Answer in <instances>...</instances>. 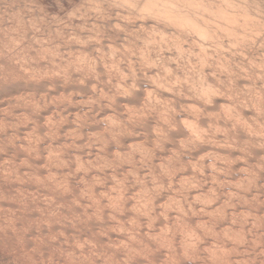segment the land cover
Wrapping results in <instances>:
<instances>
[{"label": "rangeland", "instance_id": "374dc122", "mask_svg": "<svg viewBox=\"0 0 264 264\" xmlns=\"http://www.w3.org/2000/svg\"><path fill=\"white\" fill-rule=\"evenodd\" d=\"M121 1V0H120ZM145 0H141L140 3L143 4ZM3 3V4H2ZM111 3V4H110ZM114 3V5L112 4ZM100 4V5H99ZM104 4V5H103ZM118 6H117V5ZM109 5V6H108ZM120 5V7H119ZM121 3H119V0L115 1V0H0V264H179V263H176L175 261L178 262L177 259H175L176 257H174V260H172V256L175 254V252H177L176 250H180L181 252V248H182V245L187 244V242H191L193 243L194 245V249H193V245H191V243L189 244L190 246L187 247L188 250H190L191 254L186 256V258L188 257L189 258V261L188 263L189 264H225V262L221 259H219L220 257H215V258H211L209 257V255L213 254L214 253V250H217V253L220 254L222 250H220L221 248H219L217 246V243L219 242L218 245H222L224 244L225 245H230V247H234L236 244L240 247L241 251H239V253H236V252H232V251H228L230 252L229 254H231V256L233 255L234 258L235 256L237 257H248V255L250 256V258L246 259L245 258V262L247 264H264V228H262V223L264 221H262L264 219V201H263V195L261 196L260 193H258V189H256V183L257 182H254V181H257L253 176L255 174H253L254 172H258L259 173H262L264 175V167L261 166L263 161L262 159H264L263 157H259V155L261 154H258V157L257 159H255V163H256V168H250L249 167V164H248V157L243 158V154L242 152H237L239 153V156L237 154V156L239 157H236L233 161V159L229 158V153L227 152H218L216 150H212V151H205L203 154L201 155H197L198 157L193 159L192 157V162H196L197 160V163H195V165H197V170L194 169L193 167V170L191 169L192 167L191 166H186L185 168L187 169H184V167L180 166L178 167L177 164H180L178 163L179 160H182V158H185V155L182 153V152H188L187 149L184 148L183 145L185 144H188L189 141H188V138L187 136H184L181 135V139L180 137L178 138V140L176 141L177 143V146L173 145L172 146V142H171V145H169L170 141L171 140H168L167 144L166 141L164 142L165 144H167L169 147V149L167 150H164V148H161L159 147V145L161 146V144H157L156 142L157 139H156V136L159 137L161 136V127L157 124H161L162 121L164 126H166L169 122H172L176 119V117H179V116H184L186 113L183 112L185 110V108L190 104V105H193V102H198L199 101V96H201L200 94H198L196 92V87H198L199 85V88L203 85V80L201 81V66H203L204 64L201 65L200 61H199V57L198 56V51H194V48L195 50L198 49V45L196 44L197 42L196 41H199L197 39V36L193 33L192 31V28H188L189 26H183L182 28L181 27H177V25L175 26L173 23L175 22H170L171 20L167 17V16H164V15H168V13H175L176 14H172V15H177L179 12L180 13H185V14H191L193 15V11H191L192 9H158V10H163L162 13L161 11H158L157 9H152L150 11L152 12H147L146 10H143V9H133L131 5L127 4V5H123L121 7ZM95 7V8H94ZM127 8V9H126ZM85 10V11H84ZM87 10V11H86ZM138 10H140L139 12H137ZM157 10V12H156ZM172 10V11H171ZM180 10V11H179ZM97 11V12H96ZM119 11V12H118ZM146 11V12H145ZM168 13H167V12ZM174 11V12H173ZM191 11V12H190ZM200 11H202V9H200ZM7 12V13H6ZM11 12V13H10ZM137 12V13H136ZM143 12V13H142ZM160 12V15L162 14L163 16L160 17V15H158ZM166 12V13H165ZM13 13V14H12ZM29 13V14H28ZM74 13V14H72ZM145 13H147L145 15ZM118 14V15H117ZM124 14V15H123ZM150 14V15H148ZM152 14L154 15L152 16ZM183 14V15H185ZM72 15V16H71ZM94 15V16H93ZM169 15V16H170ZM140 16V18H138ZM146 16V17H145ZM150 16V17H149ZM156 16L159 18H156ZM141 17H143V19L145 18H148V19H145L143 20ZM145 17V18H144ZM163 17V18H162ZM168 18L169 20H165V18ZM80 18V19H79ZM151 18V20H150ZM153 18V19H152ZM20 19V20H19ZM54 19V20H53ZM115 19V20H114ZM163 19V20H162ZM8 20V21H7ZM19 20V21H18ZM143 20V21H142ZM4 21V22H3ZM138 21V22H137ZM159 21V22H158ZM163 21V22H162ZM166 21V22H164ZM54 23V24H53ZM93 23V24H92ZM137 23V24H136ZM142 23V24H141ZM154 23V24H153ZM160 23V24H159ZM112 24V25H111ZM157 24V25H155ZM159 24V25H158ZM67 25V26H65ZM165 25V26H164ZM167 25V26H166ZM174 25V26H173ZM215 25V24H214ZM213 24L210 26V31L211 33H213L215 30V33H213V35H215V40H209L207 41L206 43L207 44V48L208 46H210L208 48V50H210L209 52L210 53H213V54H217L219 56H221L222 54L218 51V52H215V49L217 47V45H221V47L224 45L221 49H223V52H224V55L223 57L221 56L220 58L221 59H225V60H228L230 59V57L233 59L232 61V64L233 65V70H230V74H233V73H236L238 71H245L244 73L245 74H251L252 71H258V70H261L260 66H259V59H261L263 56H264V36H261L260 39H256V41L254 42V40L250 39L248 41H242V35H239L240 34V31H238V29H242L243 27L242 26H238L239 28H237V24L234 25L233 24V27L231 26V24H227V25H223L225 28L224 29H234L233 32H236L238 33L237 35L238 36H234L236 33L232 34L229 32V36L232 38L230 39L229 36L227 35V32H222L224 29H223V26L221 28H218L219 25L217 26H214ZM229 25V27H228ZM32 26V27H31ZM169 26V27H168ZM236 28H235V27ZM8 27V28H7ZM132 27V29H131ZM163 27V28H162ZM231 27V28H230ZM241 27V28H240ZM134 28V29H133ZM143 28V29H142ZM173 28V29H172ZM177 28V29H176ZM10 29V30H9ZM46 29V30H45ZM58 29V30H57ZM154 29V30H153ZM187 29V30H186ZM215 29V30H214ZM221 31H220V30ZM153 30V31H152ZM8 31H10L8 33ZM72 31V32H71ZM78 31V32H77ZM180 31V33L178 32ZM182 31L184 34H182ZM190 32V33H187ZM33 32V33H32ZM138 32V33H137ZM156 32V33H155ZM218 34H217V33ZM222 32V34H221ZM225 33V34H224ZM156 34V35H155ZM166 34V35H165ZM178 34V35H177ZM217 34V36H216ZM232 34V35H231ZM50 35V36H49ZM180 35V36H179ZM183 35H184V38H183ZM191 35V36H190ZM195 35V36H194ZM212 35V36H213ZM221 35V36H219ZM73 36V37H72ZM106 36V37H105ZM177 36V38H175ZM225 36V37H224ZM228 36V37H227ZM241 36V37H240ZM12 37H15V38H12ZM43 37V38H42ZM143 37V38H142ZM163 37V38H162ZM183 40V42H181V39ZM239 37V38H237ZM81 38V39H80ZM124 38V39H123ZM195 38V39H194ZM218 38H222L221 40H219ZM224 38H227V39H224ZM19 39V40H18ZM99 39V40H98ZM197 39V40H196ZM230 39V41H228ZM62 40V41H61ZM64 40V41H63ZM127 40V41H126ZM142 40V41H141ZM147 41V44H146V41ZM163 40V41H162ZM178 42V44L175 42ZM178 40V41H177ZM188 40V41H186ZM196 40V41H195ZM228 42H226V41ZM238 40V41H237ZM240 40V41H239ZM258 40V41H257ZM15 41V42H14ZM66 41V42H65ZM101 41V42H99ZM193 41H195L196 43H194ZM236 41V42H235ZM5 42H7L5 44ZM18 42V43H16ZM20 42V43H19ZM122 42V44H120ZM150 42V43H149ZM180 42V44H179ZM187 42V43H186ZM190 42V43H189ZM193 44H192V43ZM222 42V43H221ZM230 42V43H229ZM234 42V43H232ZM249 42V43H248ZM257 42V43H256ZM260 42V43H259ZM2 43V44H1ZM14 43V44H13ZM60 43V44H59ZM109 43L111 44L112 47H109ZM198 43H203L201 41H199ZM211 43V44H210ZM219 43V44H218ZM229 43V44H228ZM234 45L235 43V46H233L232 44ZM243 43V44H242ZM256 43V44H255ZM9 44V45H7ZM29 44V45H28ZM107 44V45H106ZM113 44V45H112ZM114 44H117V48H116V45ZM124 44V45H123ZM145 44V45H144ZM151 44V45H150ZM187 44V45H186ZM190 46H189V45ZM205 44V43H204ZM241 44V47H239L238 45ZM255 44V46H254ZM13 45V46H12ZM34 45V46H33ZM63 45V46H62ZM65 45V46H64ZM73 45V46H72ZM119 45V46H118ZM143 45V46H142ZM178 45V46H177ZM180 45V46H179ZM184 45V46H183ZM186 45V46H185ZM193 45V46H192ZM237 45V46H236ZM10 46V47H9ZM36 46V47H35ZM96 46V47H95ZM105 46L107 48H105ZM132 46V47H131ZM226 46V47H225ZM250 46V47H249ZM17 47V48H16ZM68 47V48H67ZM79 47V48H78ZM148 47V48H147ZM181 47V49H180ZM193 47V49L191 48ZM238 47V48H237ZM15 48V49H14ZM37 48V50L35 49ZM40 48V50H39ZM42 48V49H41ZM46 48V49H45ZM49 48V49H48ZM109 48V49H108ZM116 48V49H115ZM126 50H125V49ZM129 50H128V49ZM243 48V49H242ZM245 48V49H244ZM253 48V50L251 51L250 49ZM17 49V51H16ZM19 49V51H18ZM25 51H24V50ZM69 49V50H68ZM104 49V50H103ZM123 49V50H121ZM242 49V50H241ZM2 50V51H1ZM13 50V51H12ZM27 50L31 53H28L30 56H27ZM34 50V51H33ZM44 50H48L47 51V54H44V58L42 56L41 53H43L42 51ZM113 50V52H112ZM182 50V52H181ZM237 50V51H236ZM26 53L25 55H21L22 53L24 52ZM36 51V52H35ZM66 51V52H64ZM82 53H81V52ZM106 51V52H105ZM192 51V52H191ZM232 51V52H231ZM12 52L16 53V54H12ZM34 52V53H33ZM99 52V53H98ZM176 52V53H175ZM227 52V53H226ZM230 52V54H229ZM238 52V54H236ZM261 52V54H260ZM263 52V53H262ZM4 53V54H2ZM21 53V54H20ZM66 53V54H65ZM145 53V54H144ZM194 53V54H193ZM196 53V54H195ZM232 53V54H231ZM27 56L25 57L27 60H24V57L22 58V61H21V57L18 59V56ZM87 54V55H86ZM246 54V55H245ZM256 54V55H255ZM11 55V56H10ZM14 55V56H13ZM37 55V56H36ZM39 55V56H38ZM53 55V56H51ZM81 55V56H80ZM102 55V56H101ZM200 57L202 58V54H200ZM232 55V56H231ZM259 55V56H258ZM51 56V57H50ZM55 56V58H54ZM80 56V57H79ZM111 56V57H110ZM127 56V57H125ZM189 56V57H188ZM216 56V55H215ZM219 56L217 57H214L211 58L213 59V64L212 66V69L214 70V73L217 75V74H225L228 72V69H220V68H217L218 64H215L217 58H219ZM226 56H227V59H226ZM28 57H30L28 59ZM69 57V58H68ZM90 57V58H89ZM108 57V58H107ZM121 57V58H120ZM175 57V58H174ZM210 57V55H209ZM36 58V59H35ZM46 58V59H45ZM54 58V59H52ZM66 58H68L66 60ZM79 58V59H78ZM86 58V59H85ZM143 58V59H142ZM216 58V59H214ZM255 60H254V59ZM258 58V60H257ZM7 59V60H6ZM38 59V60H37ZM42 59V60H41ZM52 59V60H51ZM230 59V60H232ZM13 60V61H12ZM20 60V61H18ZM32 60V61H31ZM37 60V61H36ZM41 60V61H40ZM46 60V61H45ZM55 60V62L53 61ZM61 60V62H60ZM133 60H136L135 62ZM153 60V61H152ZM39 61V62H38ZM63 61V62H62ZM72 61V62H71ZM79 61V62H78ZM91 61V62H89ZM152 62V65H151V62ZM253 63H252V62ZM256 61V62H254ZM18 62V63H17ZM21 62V63H20ZM30 64H29V63ZM33 62V63H32ZM43 62V63H42ZM55 64H54V63ZM56 62H58L56 64ZM60 62V63H59ZM76 62V63H75ZM97 62L99 64H97ZM120 62V63H119ZM131 62V63H130ZM197 62V64H196ZM258 62V63H257ZM14 65H13V64ZM38 63V64H37ZM63 63V64H61ZM67 63L71 64V65H84V64H87V63H91L95 66V71H85L84 74L82 73L83 70H81L80 72V69H77L78 70V73H77V70H72L71 69V73L68 72L69 70H65L64 68V72H63V69L59 68L61 67H66L67 66ZM106 63V64H105ZM133 63V64H132ZM155 63V64H154ZM11 64V65H10ZM24 64V65H23ZM32 64V66H31ZM52 64V65H50ZM54 64V65H53ZM60 64V65H58ZM68 64V65H69ZM104 64V65H103ZM131 64V65H130ZM138 64V65H136ZM255 64V65H253ZM257 64V65H256ZM17 65V66H16ZM48 65V66H47ZM56 65V66H55ZM106 65V66H105ZM112 65V67H111ZM114 65H116V69L114 67ZM118 65V66H117ZM128 65V66H127ZM130 65V66H129ZM158 65V66H157ZM231 65V64H230ZM8 66V67H7ZM19 66V67H18ZM28 66V67H27ZM29 66L31 68H29ZM38 66V67H37ZM55 66V67H53ZM58 66V68H57ZM100 66H103V70H102V67L99 68ZM134 69L133 71H135V73L132 71L129 70L130 68ZM154 66V67H153ZM256 66V67H255ZM258 66V67H257ZM17 67V69H16ZM37 67V68H35ZM43 69H41V68ZM45 67V68H44ZM106 67V68H105ZM122 67V68H121ZM179 67V68H178ZM199 67V68H198ZM216 67V68H215ZM250 67V68H249ZM253 67V68H252ZM99 69V70H96V69ZM108 68L110 70H108ZM119 68V69H118ZM126 71L125 72V76L124 77V70ZM156 68V69H155ZM168 68V69H167ZM201 68V70H200ZM246 68V69H245ZM24 69V70H23ZM27 71H26V70ZM30 69V70H29ZM40 69V70H39ZM61 69V71H59ZM101 69V71H100ZM113 69V71H112ZM117 69L119 71H117ZM248 69V70H247ZM23 72H21V71ZM29 70V71H28ZM32 70V71H31ZM51 70V71H50ZM226 70V71H225ZM12 71V72H11ZM20 71V73L18 72ZM34 71V72H33ZM56 71V72H55ZM100 71V72H99ZM198 71V72H197ZM247 71V72H246ZM10 72V73H9ZM17 72V73H16ZM54 74H53V73ZM74 72V74H73ZM86 72H88L89 74H86ZM91 72V73H90ZM96 74H93L95 73ZM118 72V73H117ZM128 72V73H127ZM145 72V73H144ZM7 73V75H6ZM14 73V74H13ZM97 73H99V77L97 75ZM108 73V74H106ZM112 73V74H111ZM116 73V74H115ZM122 73V74H121ZM134 74V75H131V74ZM139 73V74H138ZM149 73V74H148ZM154 73V74H153ZM168 73V74H167ZM208 73V72H206ZM2 74V75H1ZM19 74V75H17ZM23 74V76H22ZM30 74V75H28ZM48 74V76H47ZM58 74V75H56ZM77 74V75H76ZM136 74V75H135ZM138 74V75H137ZM12 75V76H11ZM16 75V76H15ZM36 75V76H35ZM45 78H47V81L45 86H43L41 83L35 81L36 79H38L40 76H43ZM52 75V76H51ZM54 75V76H53ZM65 77H64V76ZM71 75V77L69 76ZM96 75V76H94ZM109 75L110 77L112 78H109ZM115 75V76H114ZM142 75V76H141ZM198 75V76H197ZM10 76V78H9ZM15 76V77H13ZM19 76V77H18ZM22 76V77H21ZM25 76V77H24ZM29 76V77H28ZM31 76V78H30ZM34 76V78H32ZM38 76V78H37ZM69 79H68V77ZM108 76V78H107ZM121 76V77H120ZM128 76V77H127ZM145 76V77H144ZM151 76V77H150ZM160 76V78L158 79V77ZM2 77V79H1ZM4 77H6V79H4ZM8 77V79H7ZM18 77V79H17ZM28 77V78H27ZM51 79H50V78ZM93 79H92V78ZM97 77V78H95ZM106 77V78H105ZM124 77V78H123ZM219 76L217 75L214 76V81L217 80ZM16 78V79H15ZM21 78V80H19ZM26 78V79H25ZM54 78V79H53ZM55 78H57V80H55ZM67 78V79H66ZM84 78V79H83ZM101 78V79H100ZM114 78V79H113ZM117 78V80H116ZM127 78V80H126ZM146 78V79H145ZM199 78L200 81H199ZM13 79L16 80V82L12 81ZM25 79V80H24ZM29 79V80H28ZM32 79V80H31ZM49 79L51 81H49ZM55 81H53V80ZM66 79V80H65ZM99 79V80H98ZM106 79V80H104ZM111 79V80H110ZM194 79V80H193ZM197 79V80H196ZM8 80V81H6ZM18 80V81H17ZM124 80V81H123ZM143 80V82H142ZM145 80V81H144ZM151 80V81H150ZM160 80V81H159ZM196 80V82H195ZM226 80V81H224ZM222 80V82H219V83H214L216 86L215 88L217 89H220V90H228L229 89H234L233 88V84L229 79L227 80L224 79ZM31 81H33V84ZM35 81V82H34ZM68 83H71L68 84ZM81 81V82H80ZM106 81V82H105ZM123 81V82H122ZM139 81H141L142 83H140ZM11 82V83H10ZM13 82V84H12ZM27 82V84L25 83ZM29 82V83H28ZM55 82V84H54ZM77 82V84H76ZM110 82V83H109ZM113 82V84H112ZM136 82V83H135ZM148 82V83H147ZM160 82V83H159ZM162 82V83H161ZM193 82H194V85H193ZM232 84H231V83ZM16 83V84H14ZM41 84V86L39 84ZM58 83V84H57ZM64 83H66L64 85ZM73 83V84H72ZM102 83V84H101ZM118 83V85H117ZM127 83L128 85H130V88L127 86ZM133 83V85H131ZM135 83V84H134ZM155 83V84H154ZM165 83V84H164ZM177 83V84H176ZM200 83V84H199ZM11 84V85H10ZM19 84V85H18ZM76 84V85H75ZM84 84V85H83ZM126 84V85H125ZM136 84H140L139 86H137ZM153 84V85H152ZM158 84H161L158 85ZM172 87H171V85ZM177 86H176V85ZM197 84V85H196ZM199 84V85H198ZM23 85V86H22ZM37 85L39 87H37ZM50 85V86H49ZM108 85V87H106ZM122 85V87H121ZM135 85L137 86L135 88ZM158 85V86H156ZM163 85V86H162ZM165 85V87H164ZM170 86V87H167V86ZM193 85V87H192ZM206 85V83L204 84ZM224 85V86H223ZM242 85V87H241ZM239 87H238V90L240 92H242V94L245 92L244 91V87L247 88V83H246V86H245V83L241 84ZM17 86V87H16ZM36 86V87H35ZM48 86V87H47ZM66 86V87H65ZM105 86V87H103ZM123 86L124 88L126 89L127 87V90L129 89H132L133 86H134V89L140 93H139L134 97H131L130 96H126L125 93L124 94H120V92L124 91L123 89ZM132 86V87H131ZM161 88H165V90L161 89ZM194 86H196L194 88ZM72 87V88H71ZM82 87V88H81ZM118 88V89H115V88ZM140 87V88H139ZM147 87V88H146ZM250 87H251V84H250ZM5 88V90H4ZM18 90H16V89ZM54 88V89H53ZM59 88V89H58ZM98 88V89H97ZM100 88V89H99ZM104 88V89H103ZM121 88V89H120ZM129 88V89H128ZM146 88V89H145ZM173 88L174 90L176 89V95H175V92L174 90L171 91V94L172 96H170L168 94V92H170V89ZM10 89V90H9ZM27 89V90H26ZM123 89V90H122ZM132 89V90H134ZM152 89V93H151V96H152V99L151 97H147V95L144 93V91L146 92V90L148 91H151ZM156 89V90H154ZM159 89V90H158ZM169 89V90H168ZM16 90V91H15ZM26 90V91H24ZM30 90V91H29ZM70 90V91H69ZM102 90V91H101ZM109 90V91H108ZM116 90V91H115ZM142 94L144 93V96L141 95V92ZM154 90V92H153ZM167 91V95H163L162 92ZM244 92H243V91ZM20 91V92H19ZM73 91V92H71ZM104 91V92H103ZM117 91L118 94H117ZM147 91V92H148ZM158 91V92H157ZM195 91V92H194ZM6 92V93H5ZM51 92V94H50ZM53 92V93H52ZM61 92V93H60ZM71 92V93H69ZM85 92V93H84ZM87 92V93H86ZM108 92V93H106ZM111 92V93H110ZM125 92V91H124ZM15 93V94H14ZM66 93V95H65ZM83 93V94H82ZM106 93V94H105ZM7 94V95H5ZM43 94V95H42ZM69 94V95H68ZM75 94V95H74ZM101 94V95H100ZM111 94V95H110ZM80 95V96H79ZM88 95V96H87ZM90 95V96H89ZM104 95V96H103ZM108 97H107V96ZM114 95V96H113ZM117 95V97H116ZM122 95V96H121ZM146 95V96H145ZM173 95H175L173 97ZM181 95V96H180ZM35 96V97H34ZM58 96V97H57ZM71 96V97H70ZM103 96V97H102ZM126 96V97H125ZM157 96V97H155ZM170 96V97H169ZM186 96H189V97H186ZM15 97V98H14ZM17 97V98H16ZM18 97H22L21 99H18ZM49 97V98H48ZM64 97V98H63ZM90 97V98H89ZM110 97V98H109ZM113 97L117 98L116 101L113 99ZM129 97V98H128ZM139 97H143V98H140ZM147 97V99H145ZM163 97V98H162ZM167 97V98H166ZM191 97H194L195 100ZM35 98V99H34ZM43 98V99H42ZM45 98V100H44ZM55 98V99H54ZM73 100H72V99ZM138 100H136V99ZM171 98V99H170ZM174 98V99H173ZM178 98V99H177ZM182 98V100L180 101L181 104L179 103V100ZM188 98H191V99H188ZM14 99V100H12ZM19 100L20 102H27L26 103V106L25 103L24 105L23 104H20L21 106L23 105V108L24 107H27L25 110H22L23 108L20 107L17 103H15V105L11 104V103H14L16 100ZM31 99V100H30ZM54 99V100H53ZM80 99V100H79ZM85 99V100H84ZM100 99V100H99ZM106 99V101H105ZM131 99V100H130ZM148 99H151L152 101L149 102ZM176 99V100H175ZM183 99L185 101H183ZM11 100V101H10ZM38 100V101H37ZM92 102H90V101ZM108 100V101H107ZM142 100V101H141ZM147 102H145V101ZM174 100V101H172ZM178 100V102H177ZM194 100V101H193ZM10 101V102H9ZM47 101V102H46ZM58 103H57V102ZM83 101V102H82ZM87 101V102H86ZM98 101V102H97ZM113 101V103H112ZM157 101V102H156ZM193 101V102H192ZM202 101V100H201ZM29 102V103H28ZM33 102H36L35 104H33ZM105 102V103H104ZM128 102V103H127ZM173 102L175 105H173ZM177 102V103H176ZM185 102H190L189 104L185 103ZM33 105H32V104ZM39 103L41 106L38 107L39 105L37 104ZM44 103V104H43ZM97 103V104H96ZM104 103V104H103ZM109 104L110 108H108L109 106L106 105ZM112 103V104H111ZM126 103V104H125ZM149 103V104H148ZM184 103L187 105H184ZM8 104V105H7ZM16 104L18 105L16 107ZM73 104V105H72ZM81 104V105H80ZM102 104V106H100ZM115 104V106L119 104L118 107H115L116 109H119V111H117L115 108H111V107H114L113 105ZM122 104V106H121ZM129 104V106H128ZM180 104V105H178ZM195 104V103H194ZM29 105L31 107H29ZM104 105V106H103ZM124 105V106H123ZM135 105V106H134ZM137 105V106H136ZM152 105V106H151ZM183 107H182V106ZM12 106V108H11ZM132 106V107H131ZM5 107V108H4ZM19 107L21 108L19 110ZM34 107V108H32ZM86 107V108H85ZM107 107V108H106ZM122 107V108H121ZM126 107V109H125ZM174 107V108H173ZM3 108V109H2ZM47 108V109H46ZM57 108V109H56ZM60 108V109H59ZM63 108V109H62ZM82 108V109H80ZM92 108V109H91ZM95 108V109H94ZM126 111H124V109ZM133 108V109H132ZM184 108V110H183ZM31 109V110H30ZM35 109V110H34ZM37 109V110H36ZM43 109V110H42ZM109 109V110H107ZM123 111H121V110ZM129 109H132L131 111L132 112H127ZM136 109V111H135ZM18 110V111H17ZM34 110V111H33ZM41 110V111H40ZM47 110V111H46ZM50 110V111H48ZM66 110V111H65ZM76 110V111H75ZM92 110V111H90ZM98 110V111H97ZM220 110V109H219ZM22 111V112H21ZM61 113H59V112ZM72 111V112H71ZM79 111V112H78ZM110 111V112H109ZM116 111V113H115ZM133 111L135 112V114L133 113ZM186 111V110H185ZM221 111V110H220ZM53 112V113H52ZM76 112V113H75ZM121 112V113H120ZM127 112V115L124 114ZM144 115H142L141 114ZM182 112V114H181ZM21 113V114H20ZM35 113V114H34ZM90 113V114H89ZM92 113V114H91ZM128 113H129V118H132L133 117L135 118V121H133L132 119H129L127 116H128ZM133 114L134 116H132L131 114ZM146 113V114H144ZM164 113V114H163ZM185 113V114H183ZM41 114V115H40ZM49 114V115H48ZM51 114V115H50ZM62 116H61V115ZM77 116H76V115ZM84 114V115H83ZM90 115V117H86L85 115ZM105 114V115H104ZM113 114V115H112ZM118 114V115H117ZM121 114V115H119ZM140 116L142 115L143 116V119L147 118L146 121H144L142 119V121L140 122L141 118L140 116H138L137 118V115ZM46 115V116H45ZM74 115L76 117H74ZM82 115V116H81ZM88 115V116H89ZM95 115V116H94ZM126 115V116H125ZM154 115V116H153ZM162 115H164L165 117H163ZM81 116V119H79ZM111 116V117H110ZM122 116V117H121ZM132 116V117H131ZM154 118V119H152ZM3 117V118H2ZM31 117V118H30ZM89 119V120H93L92 118H96V120H101L102 117H103V121L107 119L108 122H110L111 120H113V117L115 118L114 121L115 123L114 124H108V126H113L115 129H117L118 127H121L123 130H127V129H130V130H127V132H125V136H128L131 132V136H132V139H131V136L129 137L128 140H130V144H134L136 146V148L133 150V154H135L136 158H135V164L136 162L138 161V163L136 165H133L134 167H139V166H142L144 168L145 171H138V170H141L142 168L139 167V169L137 170V168L131 166V168L129 167L130 166V163L127 165L126 163L125 166H127L130 170L133 168L134 170H136L138 173L140 172V174L137 176L135 174H138L136 171L133 172V169L131 171L127 170L125 171L126 169H128L127 167H124L123 168V173L122 172H119L118 173V181H114L112 180L114 183L112 184V182L109 180V184L111 183V186H109V188H106L105 186L101 185L100 188L103 186V190L104 192H101L102 195H105V193H107L106 198H108V196L111 198L112 196L114 195H117V194H112V193H117L118 191H120V189H122V187L125 186L128 187V189L130 190V195H131V199H133V197H135L136 195H138V193L140 194V190L139 189H142L140 188V186L142 187V185L144 184L145 181V184H149V189H151L149 192L152 191V188L154 185L158 184V186L160 185V183H162L161 181L162 180H165V176L168 177V174L169 173V176L170 174L172 175V172L175 167V170L177 172V174H186L188 171L191 172V174L189 173V175L185 176L187 177L188 179H191V178H194L195 176H202V171L203 170H200L202 169V166L201 164L199 163L198 165V160L199 162L201 161V157H203L204 155L205 156H208V154L210 153H216L215 155L218 156L220 159H218V157H216L215 155L213 156L211 154V157L213 159H210L213 164L215 163H218L216 166H218V169L220 170L221 168L220 167H224V169L226 170V168L234 165L237 163V160L238 159L239 161H242V160H245L244 162L246 163L243 164V168L244 171L241 169L240 171H238L239 175H245V178L244 177V183H245V186L244 185H241L243 187H249V186H252V189L247 190V192H254L255 195L251 196L250 197V200H241V205H240V209H241V212H234V216H235V219H234V216L233 214H231V212L233 213V211H235V209L238 207L236 206H233L232 204V199L231 201L229 200L228 201V198L226 200V204L227 206V211L228 213V217L229 218V223H230V228L228 227H223V228H218V229H210L209 231V227H208V224H203L201 223H194L191 224L190 222H187L188 220H186V222H183L182 221H178L177 220V215H178V212L176 211L177 209H174L175 208V204L173 205L172 209H174L173 212L174 214H177L174 215V217L176 216V218H174V223L173 221L170 222V224H163L161 227L158 226H155L157 225V221L158 219L156 218H153L152 220L150 219V221L153 223V224H148L150 221L148 220L149 217L147 215H145L146 213L144 211H141L143 212V214L141 213V216L147 220V224L150 226H142V229L144 231V233H148V229L151 231V233H154V239L152 237L153 240L156 239V242L153 241V248L157 247L158 245L160 247V251H158L159 249L156 248L157 252L155 251V248L150 251V247L148 245V243H146V241L148 242L149 240L151 241V238H148L147 237V240L146 241H141V240H145L146 238H143L144 236H146V233L145 235L142 234V236H139L141 235V232H140V227L139 224H138V218H140L141 216L139 214H135V216H127L128 218L124 219V218H121V217H117L120 219H114L115 221H113V217H110V216H107V217H110L106 219L104 218H99L100 217V214H101V210L100 208L96 209L95 206H98V202H101L102 201V198L104 199L105 196L101 197L99 195V201L97 202V199L96 201H94V198H91V195L89 194L90 192V189L88 190L87 189V183L90 184L91 181L89 180H84L82 177V175H86L88 173V170L89 168H87L86 170L84 168H81L79 169V167L76 165L77 162L80 160L79 157L82 156V154H86V156H82V158H84L86 160V158L88 159L87 155L89 156V151H90V148L91 146L93 145L95 147L96 146H101L99 143H101V141L99 140L100 138L99 137H92L89 135V138L92 139L90 140L87 136L86 138V141L88 142V144H85L87 143L85 141L82 140V138H80V134H79V131L77 129H83V126H84V130H88L87 134L89 133V130H90V127H86L84 124H81V122L85 121L83 119ZM109 117L111 119H109ZM119 117V119H118ZM126 117V118H125ZM145 117V118H144ZM160 117V119H159ZM250 117V116H249ZM67 118V119H66ZM76 118V119H74ZM77 118L79 119V121L77 120ZM101 118V119H100ZM137 118V119H136ZM155 118H158L159 119V122H157L158 119L155 120ZM163 118V119H162ZM165 118V119H164ZM188 117H184V119H182L183 121L184 120H187ZM252 118V119H250ZM248 119L247 117V121L249 123H251V125H255L257 126L259 123L255 120V118L253 117H250ZM46 119L48 121H46ZM69 119V120H68ZM151 119V120H149ZM171 119V120H170ZM15 120V121H14ZM36 123H35V121ZM62 120V122H61ZM63 120H65L63 122ZM117 120V121H116ZM123 120V121H122ZM130 122H129V121ZM138 120V122L136 121ZM223 120V119H222ZM251 120V121H250ZM2 121V122H1ZM68 121V122H66ZM113 121V122H114ZM122 121V123H121ZM136 122V126L134 127V124L132 123ZM188 121V120H187ZM224 121V120H223ZM253 121V122H252ZM47 122V123H46ZM50 122V123H48ZM53 122V123H52ZM60 122V123H59ZM73 122V123H72ZM78 122V123H77ZM80 122V123H79ZM123 122H125V124H123ZM129 122V123H127ZM143 122V124H142ZM146 122V123H144ZM151 122V123H150ZM255 122V123H254ZM257 122V123H256ZM261 123V121H259ZM43 123V124H42ZM44 123H45V126H44ZM76 123L78 124V126L76 125ZM111 123V122H110ZM138 123V124H137ZM157 123V124H156ZM166 123V124H164ZM35 124L36 125V128H35ZM142 124V125H141ZM155 124V126H154ZM213 124V123H212ZM40 125V128H38ZM60 125V126H59ZM80 125V126H79ZM126 125V126H125ZM131 125V126H130ZM146 125V126H145ZM153 125V126H152ZM209 127L211 126L210 124H208ZM207 125V126H208ZM55 126V127H54ZM75 126V128H74ZM118 126V127H117ZM140 126H144L145 127V130L142 131L140 130L142 127ZM151 126V127H150ZM213 126H215L213 124ZM254 126V127H255ZM26 127V128H25ZM62 129H61V128ZM80 127V128H78ZM130 127V128H129ZM139 129H137V128ZM156 127V128H155ZM3 128V129H2ZM12 128V129H11ZM47 128V129H45ZM50 128V129H49ZM53 130H52V129ZM60 128V129H59ZM64 128V129H63ZM88 128V129H86ZM101 128V129H100ZM102 128H105V129H102ZM147 128V129H146ZM152 128V129H151ZM158 128V129H157ZM160 128V129H159ZM225 126L222 127V131L225 133L227 132V128H225L227 131H225ZM31 129V130H30ZM37 129V131H36ZM39 129L41 130V132L39 131ZM45 129V130H44ZM59 129V130H58ZM67 131H66V130ZM70 129V131H69ZM94 131L91 133V134H108V128L103 126V127H94ZM144 129V128H143ZM149 129V130H148ZM30 130V131H29ZM58 130V131H57ZM77 130V131H76ZM99 130V131H98ZM105 130V131H104ZM132 130V131H131ZM220 129H218V131H216L217 133H215V130H213L211 135H213L214 133L216 135H219L218 132H220V136L224 133L221 132V130L219 131ZM35 131V132H34ZM44 131V133H43ZM46 131V132H45ZM50 131V133H49ZM61 131V132H60ZM75 131V132H74ZM129 131V132H128ZM141 131V133H140ZM160 131V132H159ZM15 132V133H14ZM29 132V133H28ZM39 132V133H38ZM53 132V133H52ZM54 132H56L54 134ZM74 132V133H73ZM107 132V133H106ZM133 132V133H132ZM137 132V133H136ZM145 132V133H144ZM50 135H49V134ZM51 133H52V137H51ZM58 133V134H57ZM129 133V134H127ZM155 133V134H154ZM157 133V134H156ZM209 133V134H210ZM25 134V136H24ZM40 134V135H39ZM43 134V135H41ZM54 134V135H53ZM76 134V135H75ZM90 134V133H89ZM159 134V135H158ZM214 134V135H215ZM29 135V136H28ZM47 135V136H46ZM109 135V134H108ZM137 135V136H136ZM141 135V136H140ZM42 138H41V137ZM60 136V137H58ZM145 136V137H144ZM151 136V137H150ZM155 136V137H153ZM184 136V137H183ZM221 136V138H222ZM22 137V138H21ZM26 137V138H25ZM51 137V138H50ZM55 137V138H54ZM92 137V138H91ZM137 137V138H136ZM148 137L149 138H154L155 140L154 143H152L153 141L151 140H148ZM46 140H45V139ZM47 138H50L51 140L49 142H47L49 139ZM61 138V139H60ZM67 138V139H65ZM99 138V139H98ZM140 138V139H139ZM143 138V139H142ZM146 138V139H145ZM224 139H221L223 141H226L227 138L225 139V135L223 136ZM31 139V140H30ZM33 139V140H32ZM40 139V140H38ZM52 139H54L52 141ZM95 139V140H94ZM98 139V140H97ZM162 139L164 138H161L160 137V140L163 141ZM24 140V141H23ZM58 140V141H57ZM97 140V141H96ZM134 140V141H132ZM145 140V141H144ZM159 140V141H160ZM184 140H186V142H184ZM16 141V142H15ZM31 141V142H30ZM40 141V142H39ZM43 141V143H42ZM83 141V142H82ZM93 141V142H92ZM100 141V142H99ZM183 142V145H181L179 142ZM25 142V143H24ZM53 142V144H52ZM73 142V143H72ZM132 142V143H131ZM245 142V141H243ZM242 142V143H243ZM22 143V144H21ZM37 143V144H36ZM40 143V144H39ZM50 143L52 144L51 146H54V147H50V148H54V149H50L49 146H50ZM55 143V145H54ZM76 143V144H75ZM85 147H83V145ZM157 144V147L156 144ZM26 144V145H25ZM28 144V145H27ZM57 144V145H56ZM70 144V145H69ZM91 144V145H90ZM141 144V145H140ZM153 144V145H152ZM17 147H16V146ZM23 147V151H22V147ZM36 145V146H35ZM42 145L45 147H48V153L47 152V149L46 147L42 148ZM48 145V146H47ZM61 145V146H60ZM74 145V147H73ZM76 145V146H75ZM78 145V146H77ZM82 145V146H80ZM90 145V146H89ZM15 146V147H14ZM40 146V147H38ZM92 146V147H93ZM164 146V145H163ZM172 146V147H171ZM18 147H20L19 150ZM25 147V148H24ZM37 147L38 149L40 150H37ZM62 147V148H61ZM65 147V148H64ZM78 147V148H77ZM90 147V148H89ZM141 147V148H140ZM145 147V148H144ZM155 147V148H154ZM176 147V148H175ZM179 147H182V148H179ZM31 148V149H30ZM36 148V150H35ZM76 148V149H75ZM86 148V149H85ZM140 148V149H138ZM160 148V149H159ZM171 148V149H170ZM179 148V149H178ZM17 149V150H16ZM41 149H44V151H42ZM78 149V150H77ZM138 149V150H137ZM142 149V150H141ZM147 149V150H146ZM154 149V150H153ZM159 149V151H158ZM175 149L177 151H175ZM180 149H182L180 151ZM185 149V150H184ZM16 150V151H15ZM25 150V151H24ZM33 150V152H32ZM46 150V151H45ZM50 151H53V152H49ZM55 150V151H54ZM57 150V151H56ZM59 150V152H58ZM81 150V151H79ZM87 150V151H86ZM132 150V149H131ZM129 149V153H126L127 151L124 152V154H132V152ZM137 150V151H136ZM149 150V151H148ZM153 150V151H151ZM19 151V152H18ZM69 151V152H68ZM79 151V152H78ZM86 153H85V152ZM139 151V152H138ZM156 151V155L157 156H164L161 157V159L159 157H157L156 160H154V163H156L157 165L154 164V166H152V158L154 156V152ZM161 152V154H159L158 152ZM167 151V152H166ZM173 151V152H172ZM180 151V152H179ZM216 151V152H215ZM36 152V153H35ZM41 152V153H40ZM46 154H45V153ZM56 152V153H55ZM58 152V153H57ZM88 152V153H87ZM152 152V155L151 153ZM163 152V153H162ZM166 152V153H165ZM178 152V155L176 154ZM208 152V153H207ZM16 153V154H15ZM29 153V154H28ZM40 153V155H42L41 157H39L40 155L38 154ZM43 153V154H42ZM51 153V154H50ZM62 153V154H61ZM76 153V156L81 154V156H75L74 154ZM79 153V154H78ZM147 153V154H146ZM148 153H150L148 155ZM180 153V155H179ZM223 153V154H222ZM225 153V154H224ZM242 155H241V154ZM15 154V155H14ZM47 154L49 155L47 157ZM56 154V155H55ZM123 154V155H124ZM169 154V155H167ZM175 154V155H174ZM207 154V155H206ZM263 156H264V153L262 152ZM262 154L260 156H262ZM30 155V156H29ZM39 155V156H38ZM57 157V159L54 157ZM59 155V156H58ZM74 155V157H73ZM104 155H105V152H104ZM177 155V157H175ZM183 155V156H182ZM227 155V157H226ZM18 156V157H17ZM38 156V157H37ZM54 158H53V157ZM111 156V155H110ZM169 156V157H167ZM179 156V157H178ZM223 156V157H222ZM16 157V158H15ZM45 159H43V158ZM70 157V158H69ZM78 159H76V158ZM105 157V156H104ZM142 157V158H141ZM144 157V158H143ZM148 157V158H147ZM150 157V159H149ZM152 157V158H151ZM182 157V158H181ZM215 157V158H214ZM222 157V158H221ZM242 157V159H241ZM30 158V159H28ZM41 158V159H40ZM47 158V160H46ZM65 159L66 162H64ZM70 160H69V159ZM72 158V159H71ZM75 158V160H73ZM114 158H118V156H115ZM113 158V159H114ZM147 158V159H145ZM218 159V162H214V161H217L215 159ZM56 159V160H55ZM59 159V160H58ZM116 159H114V161H116ZM140 159L142 162H140ZM168 159V160H167ZM175 159V160H174ZM225 159V160H224ZM260 161H259V160ZM7 160V161H6ZM31 160V161H30ZM37 160V161H36ZM52 160V161H51ZM147 160V161H146ZM167 160V161H165ZM194 160V161H193ZM214 160V161H213ZM221 160V161H220ZM229 160V162H228ZM17 161V162H16ZM30 161V163H29ZM55 161V162H54ZM72 161V162H71ZM88 161V160H87ZM93 161H95V163L97 162V158L96 160L94 159ZM104 161V160H103ZM112 162H114L113 160H111ZM157 161V162H156ZM160 161V162H158ZM165 161V162H164ZM176 161V162H174ZM224 161V162H223ZM227 161V162H226ZM233 161V163H232ZM236 161V162H235ZM259 161V162H258ZM6 162V163H5ZM28 162V163H27ZM49 162V163H48ZM53 162V163H52ZM64 162V163H63ZM74 162V163H73ZM102 162V161H100ZM170 162H173L171 163L170 165ZM190 162V160H189ZM221 162V163H220ZM243 162V163H244ZM261 162V163H260ZM47 163V165L45 164ZM66 163V164H65ZM70 163H73L70 165ZM76 163V164H75ZM174 163L177 165H174ZM225 163V164H224ZM229 163V164H228ZM254 163V165H255ZM258 163V164H257ZM52 164V165H51ZM57 164V165H56ZM66 166H65V165ZM150 164V165H149ZM161 164V165H160ZM164 164V165H163ZM169 164V165H168ZM187 164V163H186ZM227 164V165H226ZM261 164V165H259ZM36 165H39L38 166V170H34V167ZM46 165V166H45ZM64 165V166H63ZM69 165V167L67 166ZM139 165V166H138ZM223 165V166H222ZM53 166V167H52ZM59 166V167H58ZM103 166V165H101ZM105 166V165H104ZM114 165H110L107 166L108 168L107 169H110V171H114L115 170V167H113ZM159 166V167H158ZM168 166V167H167ZM174 166V167H173ZM227 166V167H225ZM248 166V167H247ZM259 166V167H258ZM48 169H47V168ZM51 167L53 169H51ZM64 168V169H61V168ZM73 167V168H71ZM75 167H77L79 169H76ZM109 167H112V168H109ZM153 167V168H152ZM156 167V168H154ZM158 167V168H157ZM162 167V168H161ZM195 167V168H196ZM204 167V166H203ZM247 167V169L245 168ZM262 167V168H261ZM43 168V169H42ZM114 168V169H113ZM183 168V170H181ZM249 168V169H248ZM37 169V166L36 168ZM66 169V170H65ZM76 169V170H75ZM104 169V168H103ZM103 169H100V171H102ZM105 168V170L102 171V173L104 171L107 170ZM113 169V170H112ZM157 169V170H156ZM161 169V170H160ZM170 169V171L168 170ZM190 169V170H189ZM251 169L253 171H251ZM257 169H260V170H257ZM44 170V172H43ZM59 170V171H58ZM70 171L68 174V171ZM74 170V171H73ZM143 170V169H142ZM152 170V171H151ZM155 170V171H154ZM166 170V171H164ZM172 170V171H171ZM174 170V172H175ZM180 170V172H178ZM186 170H188L186 172ZM249 170V172H248ZM37 171V172H35ZM151 171V172H150ZM185 171V172H184ZM222 171V170H220ZM251 171V173H250ZM33 172H35L33 174ZM40 172V173H39ZM52 172V173H50ZM61 174H60V173ZM63 172V173H62ZM67 172V173H65ZM72 172V174H71ZM84 172H87V173H84ZM129 172V173H127ZM136 172V173H135ZM142 172V173H141ZM147 172V175L145 176L144 174ZM156 172V173H155ZM163 172L164 175L162 174ZM167 172V173H166ZM195 172V175L194 173ZM223 172V171H222ZM248 172V173H247ZM6 173V174H4ZM23 173V174H22ZM26 173V174H25ZM38 176H37V174ZM42 173V174H41ZM58 173V175H57ZM75 173V174H74ZM81 173V174H80ZM123 175H122V174ZM127 173V175L125 174ZM144 173V174H143ZM151 173V174H149ZM159 173H161V175H159ZM193 173V174H192ZM236 172V174H238ZM244 173V174H243ZM66 176H64V175ZM73 174L76 175L73 177ZM149 174V175H148ZM167 174V175H166ZM176 174V175H177ZM182 174V177L185 178ZM222 174H225V171L222 173ZM40 175V176H39ZM64 177H63V176ZM82 176V177H78V176ZM84 175V176H85ZM129 175V176H128ZM141 175H144L142 177V180H144V182L141 184ZM158 177H157V176ZM179 175V176H180ZM20 176V177H19ZM59 176V177H58ZM70 176V177H69ZM124 176V177H122ZM154 178L155 180V183L153 184L154 180L152 179L151 180V177ZM159 176H161V179H158ZM163 176V177H162ZM177 178V180H179V177ZM191 176V177H189ZM230 175H227V177H229ZM26 177V178H25ZM30 177V178H29ZM39 179H38V178ZM57 177V178H56ZM69 177L68 179L71 181L69 182L67 180V182L65 181L66 178ZM121 177H122V182L123 181H128L127 182H123L122 185H121ZM132 177V178H131ZM136 177V178H135ZM157 177V178H156ZM174 177V176H173ZM181 177V178H182ZM24 178V179H23ZM64 178V179H63ZM71 178H73L71 180ZM77 178V179H76ZM84 180V184H83V181L81 179ZM104 179V177H102ZM126 178V180H124ZM128 178V179H127ZM146 178H150L151 181L149 180H146ZM164 178V179H163ZM229 178H232V176H230ZM250 178V179H249ZM252 178V179H251ZM13 179V180H12ZM30 179V180H29ZM78 179L80 181H78ZM133 179V180H132ZM136 179H139L140 182H136ZM158 179V181H157ZM176 179V178H175ZM205 178L203 177L202 180H204ZM17 180V181H16ZM29 180V181H28ZM37 182H36V181ZM161 180V181H160ZM250 183H249V181ZM253 180V181H252ZM261 180V181H260ZM259 181V183L261 184V189H264V177L261 178ZM34 181V182H32ZM42 181V182H41ZM48 181V182H46ZM55 181V182H54ZM65 181V182H64ZM76 183H75V182ZM87 181V183H85ZM153 181V182H152ZM168 181V180H167ZM166 181V182H167ZM252 181V182H251ZM15 182L17 184H15ZM46 182V183H45ZM63 183V184H59V183ZM73 182V183H72ZM103 183L101 184H104V180L102 181ZM134 182V183H133ZM152 182V184H151ZM157 182H160V183H157ZM164 182L166 185L167 183ZM246 182L248 185H246ZM23 183L24 186L21 184ZM27 183V184H26ZM39 183V184H38ZM57 183L59 184V189L57 187ZM65 183V184H64ZM67 183V184H66ZM68 183H70L71 185L69 186ZM75 183V184H74ZM130 183V184H129ZM133 183V184H132ZM137 183V184H136ZM139 183V184H138ZM15 184V185H14ZM26 184V185H25ZM42 184V185H41ZM133 186H132V185ZM151 184V185H150ZM250 184V185H249ZM21 185V186H20ZM34 185V186H32ZM40 187H39V186ZM46 185V186H45ZM51 185L53 187H51ZM55 185V186H54ZM63 185V186H62ZM74 185V186H73ZM115 185H117L116 189L115 187H113ZM131 185V186H130ZM135 185V187H134ZM165 185V186H166ZM187 185V184H186ZM121 186V187H119ZM164 186V187H165ZM55 187V190L56 191H53L52 188ZM130 187H132L130 189ZM138 187V188H137ZM157 187V185H156ZM253 187H254V190H253ZM37 188V189H36ZM43 188V189H42ZM47 188V189H46ZM52 191H50L51 189ZM59 190L57 192V189ZM70 188V189H69ZM82 188V189H81ZM89 188V187H88ZM154 188V187H153ZM66 191H65V190ZM73 189V190H72ZM109 189H110V193L109 194ZM112 189V190H111ZM139 191H138V190ZM156 189V188H155ZM155 189H153V192L155 191ZM164 189V188H163ZM63 192H62V191ZM69 190V191H68ZM75 190V191H74ZM78 190V191H77ZM80 190V191H79ZM89 192H88V191ZM115 192H114V191ZM257 190V191H256ZM49 191V192H48ZM61 191V193H59ZM84 191V192H82ZM106 191V192H105ZM108 191V192H107ZM117 191V192H116ZM135 191V192H134ZM138 191V193H137ZM142 191V190H141ZM163 191V190H161ZM166 191V190H165ZM168 191V190H167ZM24 192V193H23ZM53 192V193H52ZM71 192V193H70ZM134 194V196L132 195V193ZM259 194H257V193ZM16 193V194H15ZM32 193V194H31ZM49 195H48V194ZM61 194V197L59 194ZM80 193V194H79ZM84 193H86V195H83ZM152 193V192H151ZM28 194V195H27ZM41 194V195H40ZM51 194H55L54 196L51 195ZM70 194V195H69ZM72 194V195H71ZM78 194V195H77ZM136 194V195H135ZM184 194V193H183ZM7 197H6V196ZM57 195V196H56ZM63 195V196H62ZM74 195V196H73ZM80 195V196H79ZM83 195V196H82ZM90 195V197H89ZM111 195V196H110ZM250 195V194H249ZM142 196V197H141ZM138 199L140 202L139 204V201L137 202L135 200V204H137V206L140 208H142L144 206V203H143V200L145 201V199H141V198H144L143 195H141ZM182 196V195H180ZM260 198H258V197ZM45 197V198H44ZM87 197V198H86ZM115 197V196H114ZM137 197V196H136ZM183 197V196H182ZM233 199L234 196H232ZM9 198L11 200H9ZM19 198V199H18ZM37 198V199H36ZM49 198V199H48ZM52 198H55V199H52ZM62 198V200H61ZM75 198V200H74ZM82 198V199H80ZM86 198V199H85ZM105 198V201L103 200L102 201V204L103 202L104 203H108V202H111L110 200H107ZM258 198V200H256ZM31 199V200H30ZM52 199V200H51ZM92 199V200H91ZM137 199V200H138ZM141 199V200H140ZM48 200V201H47ZM54 200V201H53ZM66 202H63L65 201ZM80 200V201H79ZM83 200V201H81ZM88 200V201H87ZM251 200H254V201H251ZM261 200V201H259ZM11 201V203H10ZM15 203H14V202ZM40 201H42L41 203H39ZM62 201V202H61ZM85 201H87V203H85ZM90 201V202H89ZM92 201V202H91ZM240 200H238L237 202H239ZM243 201L245 204H243ZM247 201V202H246ZM259 201V202H258ZM8 202V203H7ZM14 204H13V203ZM50 202V203H49ZM56 202V203H55ZM59 202V203H58ZM61 202V203H60ZM96 202V203H95ZM113 202V200H112ZM165 202V201H164ZM163 202V203H164ZM193 203L195 201H192ZM250 202V203H249ZM251 202H252V205H251ZM256 202V203H254ZM10 203V204H9ZM26 203V204H25ZM38 203V204H37ZM69 203V204H68ZM77 203V204H76ZM105 204V206H109L111 207L110 209H112L114 206L115 203L112 204ZM197 204H203L205 203L204 201H196ZM254 203V204H253ZM259 203V204H258ZM25 204V205H24ZM30 204V205H29ZM37 204V205H36ZM57 204H58V207H57ZM62 205L60 208V205ZM65 204V205H64ZM82 204V205H81ZM85 204V205H84ZM97 204V205H96ZM263 204V205H262ZM23 205V206H22ZM71 205V206H70ZM73 205V206H72ZM95 205V206H94ZM112 205V206H110ZM143 205V206H142ZM244 205V207H242ZM248 205V206H247ZM250 205V206H249ZM254 205V206H253ZM256 205V207H255ZM25 206V207H24ZM53 206V208H51ZM56 206V207H55ZM107 206V208H109ZM117 206V204L115 205V207ZM172 205H169L168 208L170 209ZM252 206V207H251ZM27 207V208H26ZM35 207V208H34ZM43 209H42V208ZM51 209H50V208ZM74 207V208H73ZM88 207V208H86ZM114 207V208H115ZM186 207V206H185ZM188 207V205H187ZM233 207V210H230L232 209ZM235 207V208H234ZM261 207V208H260ZM34 208V209H33ZM60 208V209H59ZM68 208V209H67ZM76 208V209H75ZM85 210H84V209ZM102 208H103V205H102ZM113 208V209H114ZM243 208V209H242ZM249 210H247V209ZM253 208V209H252ZM257 208V209H256ZM23 209V210H21ZM50 209V210H49ZM64 211H63V210ZM71 212H68L70 211ZM83 209V210H82ZM91 209V210H90ZM171 209V210H172ZM251 209V210H250ZM256 209V210H255ZM16 210V211H15ZM96 210V211H95ZM100 210V211H98ZM257 213L254 215V217H257L259 218V216H263L261 217V221L262 223H260L259 226L257 225H254L255 222L253 219H255L253 217V214L251 215V211H254ZM15 211V212H14ZM25 211V212H24ZM58 211V212H57ZM60 211V212H59ZM62 211V212H61ZM87 211V213H85ZM91 211V212H90ZM96 213H95V212ZM251 212V213H248ZM13 212V213H12ZM55 214H54V213ZM67 212V213H66ZM82 212L81 215H79L80 213ZM90 212V214H89ZM94 212V213H93ZM57 213V214H56ZM60 213V214H59ZM69 213V215H68ZM99 213V214H97ZM242 213V214H241ZM248 213V214H247ZM50 214V215H49ZM54 214V215H53ZM85 214V215H84ZM96 217H95V215ZM245 214V215H244ZM260 214V215H259ZM30 215V216H29ZM74 215H77V216H74ZM88 215V217H87ZM92 215V216H91ZM99 215V216H98ZM192 215V214H191ZM221 214L220 213H217V212H214L210 217H214L217 218L219 217ZM241 215H244V216H241ZM249 218H248V216ZM41 216V217H40ZM84 216V217H83ZM187 217V215L183 214L182 217ZM238 216V217H237ZM239 216L241 219H239ZM252 218H251V217ZM48 217V218H47ZM52 217V218H51ZM77 217V218H76ZM81 217V218H80ZM92 217V218H91ZM136 217V218H135ZM142 217L140 218L142 220ZM191 217V216H190ZM233 217V218H232ZM29 220H28V219ZM68 218V219H67ZM72 218V219H71ZM111 218H112V221L114 223H112L111 221ZM132 218V220H131ZM263 218V219H262ZM40 219V220H39ZM43 219V220H42ZM46 219V220H45ZM94 219V220H93ZM96 219V220H95ZM122 219H123V222L124 224L128 223L129 224L127 226V224H123L122 222ZM143 219V220H144ZM154 219L156 220L154 222ZM208 219H209V216H208ZM207 219V220H208ZM218 219V218H217ZM244 219V220H243ZM252 219V220H251ZM58 220V221H57ZM68 220V222H67ZM90 220V221H89ZM101 220V221H100ZM106 220V221H105ZM111 223V226L109 227V223ZM117 220V223L115 225V222ZM127 220V221H126ZM177 220V222H176ZM231 220V221H230ZM234 222H233V221ZM239 222H238V221ZM48 221V222H47ZM57 221V222H56ZM63 221V222H62ZM81 221V222H80ZM94 221V222H93ZM97 221V222H96ZM111 221V222H110ZM122 222V223H119V222ZM210 221V220H208ZM213 221V220H212ZM236 221V223H235ZM11 222V223H10ZM17 222V223H16ZM42 222V223H41ZM59 222V223H58ZM71 222V223H70ZM84 222V223H83ZM88 222V223H87ZM93 222V223H92ZM106 222V223H105ZM181 222V223H179ZM214 222V221H213ZM231 222H232V225H231ZM238 222V223H237ZM242 222V223H241ZM248 224V227L247 225L244 227V224L246 223ZM252 222V223H250ZM32 223V224H30ZM54 223V224H53ZM65 223V224H64ZM75 225H74V224ZM92 225H90V224ZM131 223V224H130ZM133 223V225H132ZM136 226H134L135 224ZM178 223H179V226H178ZM186 223V224H185ZM189 223V225H188ZM254 223V224H253ZM12 224V225H11ZM113 224V225H112ZM119 224V226H118ZM123 224V225H121ZM241 224V226H240ZM253 226H252V225ZM7 225V226H6ZM14 225V226H13ZM16 225V226H15ZM53 225V226H52ZM61 225V226H60ZM79 225V226H78ZM83 225V226H82ZM106 227H104V226ZM108 225V226H107ZM165 225V226H164ZM207 225V226H206ZM238 225V227H237ZM3 226V227H2ZM44 226V227H43ZM48 226V227H47ZM65 226V227H64ZM97 226V227H96ZM98 226H102V227H98ZM118 226V227H117ZM125 226V228L122 229H119V228H122V227ZM152 226V227H151ZM169 227L168 229L166 227ZM177 226V227H176ZM188 226V227H187ZM191 226V227H190ZM196 226V227H195ZM206 226V227H205ZM233 226V227H232ZM236 226V227H235ZM263 226H264V223H263ZM13 227V228H11ZM33 227V228H32ZM73 227V228H71ZM81 227V228H80ZM114 227V228H113ZM117 227V228H116ZM131 227V228H130ZM133 227H135L133 229ZM155 227V229H154ZM186 227V228H185ZM192 227L193 229H195L196 231L198 230L200 235L198 236H195L194 237V234H192ZM201 227H204V228H201ZM232 227V228H231ZM260 227V229H259ZM29 228V229H28ZM35 228V229H34ZM42 228V229H41ZM77 228V230H76ZM102 228V229H101ZM128 228V230L126 229ZM162 229V231H160ZM172 228V229H171ZM178 228V229H176ZM180 228H181V231H180ZM184 230H183V229ZM198 228V229H197ZM208 228V229H207ZM236 230H235V229ZM51 229V230H50ZM100 229V230H98ZM115 229V230H114ZM186 229V230H185ZM191 231H189V230ZM200 229V230H199ZM221 229V230H220ZM225 229V230H224ZM234 229V230H233ZM238 229V230H237ZM243 229V230H242ZM259 229V230H258ZM49 230V231H48ZM106 230V231H105ZM121 230V231H120ZM130 230V231H129ZM135 230V231H134ZM147 230V231H146ZM154 230V231H152ZM157 230V231H156ZM166 230V232L164 231ZM172 230V231H170ZM178 230V231H177ZM206 230V231H205ZM219 230V231H217ZM248 230V231H247ZM250 230V231H249ZM252 230V231H251ZM22 231V232H21ZM86 231V232H85ZM101 231L103 232V234L101 233ZM105 231V232H104ZM118 231V232H117ZM129 234H133V235H138L139 232L140 234L135 238V236H133V239L135 243H137V245L135 243H133V240H132V235H128V232ZM139 231V232H138ZM159 231V232H158ZM164 231V233H163ZM169 231V232H168ZM187 231V232H186ZM197 231V232H198ZM213 231V232H212ZM222 231V232H221ZM224 231H230L229 235H231L229 237V235L227 236L225 234ZM244 231V232H243ZM254 231V232H253ZM62 232V233H61ZM93 232V233H92ZM94 232L96 234H94ZM108 232H111L113 233V235H110L111 233L108 234ZM123 232H126V233H123ZM182 232V233H180ZM191 233V234H188V233ZM211 232V233H210ZM217 232V233H216ZM238 232V233H237ZM256 232V233H255ZM39 233V234H38ZM42 233V234H41ZM135 233V234H134ZM150 233V232H149ZM159 237H157L156 235ZM163 233V235H162ZM203 233V235H201ZM227 233V232H226ZM232 233V234H231ZM237 233V234H236ZM41 234V235H40ZM44 234V235H43ZM59 234V235H58ZM99 234V236L97 237V235ZM118 236H117V235ZM161 234V235H159ZM178 235L182 237V240L183 238H185L183 241L181 240V242L179 241H175V239H173V235ZM223 234V235H222ZM251 234V235H250ZM254 234V235H252ZM94 235V236H93ZM121 235V236H120ZM126 235V237H125ZM165 235V236H164ZM211 235V236H210ZM214 235V236H213ZM225 235V236H224ZM263 235V236H262ZM62 236V237H61ZM103 236V237H102ZM113 238H112V237ZM124 236V237H123ZM131 239H129L130 237ZM168 236V237H166ZM185 236V237H184ZM201 236V237H200ZM209 236V237H207ZM213 236V237H212ZM219 236V237H218ZM234 236V237H233ZM247 236V237H246ZM257 236V237H256ZM259 236H260V239H259ZM262 236V237H261ZM50 237V238H48ZM94 237V238H92ZM105 237V239H104ZM109 237V238H108ZM116 237V238H115ZM166 237V239H171V243H173L171 246V243L169 242H166L164 244V242L166 241L164 238ZM170 237V238H169ZM172 237V238H171ZM191 237V238H190ZM201 239H200V238ZM206 239H205V238ZM214 239V242L212 241ZM224 237V238H223ZM238 237V238H237ZM244 237V238H243ZM53 238V239H52ZM90 238V239H88ZM104 240H103V239ZM108 241H107V239ZM139 238V239H138ZM197 238V239H196ZM242 238V239H241ZM252 238V239H251ZM255 238V239H253ZM43 239V240H42ZM67 239V240H66ZM76 239V240H75ZM83 239V240H82ZM97 239V240H96ZM141 239V240H140ZM162 239H163V242H162ZM173 239V240H172ZM190 239V240H189ZM193 239V240H192ZM195 239V240H194ZM211 241L212 245H209V248L210 250H208L209 248L206 246L208 241L205 242V240H208ZM222 240L221 241H218V240ZM232 239V240H231ZM235 239V240H234ZM92 240V241H91ZM102 242H100V241ZM103 240V241H102ZM106 240V241H105ZM115 240V241H114ZM119 240V241H118ZM132 243H130L131 241ZM136 240V241H135ZM159 240V241H158ZM161 240V241H160ZM165 240V241H164ZM248 240V242H247ZM251 240V241H250ZM258 240V241H257ZM67 241V242H66ZM77 241V242H76ZM78 241L80 243H78ZM82 241V242H81ZM95 241V242H94ZM123 241V242H122ZM126 241V242H125ZM141 241V242H140ZM218 241V242H217ZM224 241V242H223ZM227 241V242H226ZM250 241V242H249ZM253 241V242H252ZM70 242V243H69ZM88 242V243H87ZM92 242V243H90ZM94 242V244H93ZM100 242V243H99ZM106 242V244H105ZM112 244L110 245L109 244ZM120 242V243H119ZM132 244V246L129 244ZM140 242V244H142L140 246V244L138 245V243ZM146 245H145V243ZM183 242V243H182ZM196 242V243H195ZM229 242V244H228ZM256 242V243H254ZM259 242V243H258ZM263 242V243H262ZM78 243V244H77ZM85 243V244H84ZM123 243V244H122ZM128 243V244H127ZM156 243V245H154ZM163 243V244H160ZM170 244V245H167ZM176 243V245L174 246V244ZM180 243H182L180 245ZM216 245H214V244ZM244 243V244H243ZM252 243V244H251ZM258 243V245H257ZM84 244V245H83ZM87 244V246H86ZM92 244V246H91ZM97 244V245H95ZM105 244V245H104ZM118 244V245H117ZM122 244V245H121ZM127 244V245H125ZM178 244V245H177ZM197 246H196V245ZM232 244V245H231ZM243 244V245H242ZM255 244V245H254ZM62 245V246H61ZM65 245V246H64ZM84 246V247H81V246ZM109 245V246H108ZM121 245V246H120ZM133 245H136L135 247ZM163 245H165L166 247H164ZM199 245L203 246L204 249L200 248ZM205 245V246H204ZM215 246V249H214V246ZM220 245V246H221ZM247 245V247H246ZM254 245V246H253ZM72 246V247H71ZM89 246V247H88ZM98 246V247H97ZM103 247V250L102 248L100 247ZM111 246V248H110ZM117 246V247H116ZM129 246V247H128ZM138 246V248H137ZM140 246V247H139ZM148 247L147 249H145L146 247ZM211 246V247H210ZM213 246V247H212ZM217 246V248H216ZM221 246V247H222ZM42 247V248H41ZM88 247V249H87ZM96 247V248H95ZM125 247V248H124ZM127 247V248H126ZM130 247H132V250L130 251ZM134 247V249H133ZM144 247V248H142ZM164 247V248H163ZM168 247V248H167ZM198 247V248H196ZM207 247V248H205ZM76 248V249H74ZM82 248V249H81ZM84 248V249H83ZM86 248V249H85ZM91 248V249H90ZM94 248V249H93ZM99 250H98V249ZM118 250V251H116ZM121 248V249H120ZM123 248V249H122ZM162 248H163V252L166 253L165 255L162 254L161 257L158 258L157 261H154L152 260V257L153 255H155L156 257V254L159 256L160 253H162ZM166 248V249H165ZM171 250H170V249ZM249 248V250H247ZM252 252H251V249ZM81 251H80V250ZM97 249V250H95ZM108 249V250H107ZM113 249V250H111ZM137 249V250H135ZM141 249V250H140ZM145 249V250H144ZM214 249V250H212ZM229 249V248H228ZM243 249V250H242ZM263 249V250H262ZM74 250V251H73ZM122 250V251H121ZM139 250V251H138ZM169 250V251H168ZM174 250V251H173ZM185 250H186V246H185ZM187 250V251H188ZM193 250V251H191ZM208 250V251H206ZM220 250V251H219ZM230 250V249H229ZM58 251V252H57ZM64 251V252H63ZM73 251V252H71ZM77 251V252H76ZM93 251V252H91ZM106 251V252H105ZM121 251V252H119ZM136 253L134 254L133 252ZM156 253H154V252ZM166 251V252H165ZM197 251V252H196ZM210 251V252H209ZM249 251V253L247 252ZM255 251H257L255 253ZM66 252V253H65ZM83 252V253H82ZM114 252V253H113ZM117 252V253H116ZM140 252V254H138ZM148 252V253H147ZM150 252V253H149ZM159 252V253H158ZM171 252V253H170ZM200 252V253H198ZM205 252V253H204ZM246 252V254L244 253ZM254 252V253H253ZM75 253V254H74ZM88 253V254H87ZM95 253V254H94ZM119 253V254H118ZM131 257L130 256V254ZM133 253V254H132ZM154 253V254H153ZM169 253V254H168ZM173 253V254H172ZM195 253V256L194 254ZM244 253V254H243ZM258 253V255H257ZM111 254V255H110ZM117 254V255H116ZM138 254V255H137ZM197 254V255H196ZM202 254H207V258H204L202 257ZM217 254V255H218ZM227 254V253H225ZM241 254V255H240ZM252 254V255H251ZM255 254L257 257H255ZM43 255V256H42ZM98 255V256H97ZM115 256L116 258H114L113 256ZM135 255V256H134ZM140 255V256H139ZM169 255V256H168ZM193 255V256H191ZM199 255V257H198ZM243 255V256H242ZM245 255V256H244ZM254 255V256H253ZM42 256V257H41ZM54 256V257H53ZM87 256V258H86ZM102 256V257H101ZM104 256V257H103ZM107 256V257H106ZM112 256V257H111ZM119 256V257H118ZM126 256V258H124ZM128 256V257H127ZM130 256V257H129ZM166 258H164V257ZM191 256V258H190ZM212 256V255H211ZM232 256V257H233ZM260 256V257H259ZM74 257V259H73ZM98 259H97V258ZM151 257V258H150ZM202 257V258H200ZM252 257V259H251ZM43 258V259H42ZM58 258V259H57ZM77 258V259H76ZM101 258V259H100ZM104 258V260H103ZM169 258V259H168ZM187 258V260H188ZM256 258V259H254ZM259 258V259H258ZM61 259V260H60ZM87 259V260H86ZM100 259V260H99ZM109 259V261H108ZM113 259V260H111ZM121 260L118 262V260ZM125 259V260H124ZM131 259V260H130ZM156 259V258H155ZM164 259V260H163ZM219 259V260H218ZM250 259V261H249ZM43 260V262H42ZM46 260V261H45ZM76 260V261H75ZM81 262H80V261ZM92 263H91V261ZM95 260V261H94ZM98 260V261H97ZM115 260V261H114ZM146 260V261H145ZM149 260V261H148ZM193 260V261H192ZM206 260V261H204ZM217 260V261H216ZM248 260V261H247ZM72 261V262H71ZM88 261V263H87ZM125 261V262H124ZM141 261V262H140ZM146 263H145V262ZM151 261V262H150ZM154 261V262H153ZM165 261V262H164ZM174 261V262H173ZM210 261V262H209ZM213 261V262H211ZM219 261V262H218ZM80 262V263H79ZM97 262V263H96ZM99 262V263H98ZM109 262V263H108ZM139 262V263H138ZM171 262V263H170ZM202 262V263H201ZM221 262V263H220Z\"/></svg>", "mask_w": 264, "mask_h": 264}, {"label": "bare ground", "instance_id": "6f19581e", "mask_svg": "<svg viewBox=\"0 0 264 264\" xmlns=\"http://www.w3.org/2000/svg\"><path fill=\"white\" fill-rule=\"evenodd\" d=\"M115 1H117V0H115ZM140 1L141 0H119V3H121L122 5H121V7L123 6V5H127V4H129V5H131L132 6V8L133 9H143V10H146L147 12H152L153 10L152 9H192L191 11H193V15H191V14H185V13H183V14H185V15H183L182 13H178L177 15H172V14H176L174 11V13H171V15H170V13H168L167 11V13H168V15H164V16H167L171 21L170 22H175V23H173L175 26L177 25V27L179 26V27H183V26H189L188 28H192V31H193V33L197 36V39L199 40V41H201V42H203V43H198L199 41H193L194 43H196L199 47H198V49H196L195 50V48H194V51L196 52V51H198L200 54H202V58L200 57V55H199V53H198V56L197 57H199L198 59H199V61H200V63H201V65L202 64H204L203 66H201V68H202V70H201V68H200V70H201V78H199V81H200V79H201V81L203 80V85L199 88V86L198 87H196V86H194V88L196 87L197 89H196V92L198 93V94H200L201 96H199L198 98H199V101L198 102H193L194 100H195V98L194 97H191V98H193L194 100L192 101L193 102V105H190L189 103L190 102H185V103H187V104H189L188 106L184 103V105H186L187 107L185 108V110H184V108H183V112H185V113H183V114H185L184 116H179V117H176V119L174 120V121H172V122H169L166 126H164V125H162L163 124V122L164 121H162V123L160 124H157L158 125V127L160 126L161 127V130L160 131H162L160 134H161V136H159V137H157V135H155L156 136V139H157V141L158 142H156L158 145L159 144H161V146L159 145V147H161V148H164V150H167V149H169V147H167L168 145L167 144H169V145H171V142L173 143L172 144V146L173 145H175V146H177V143H176V141L178 140V138L180 137V139H181V135H183L184 134V136H187V138H188V141H189V143L188 144H185V145H183V142L181 141V142H179L181 145H183L184 146V148L185 149H187V151L188 152H182L181 150L182 149H180V151L185 155V158H182V160H179L178 161V163H180V164H177L178 165V167H179V165L180 166H182V167H184V169H187V168H185L186 166H191L192 168V170H193V167H194V169L195 170H197V165H195V163H197V160H196V162L194 163V162H192L191 160H192V157H193V159H194V157L195 158H197L198 156L197 155H201V154H203L205 151H212V150H216V151H218V152H227V153H229L228 155H229V158H231V159H233V161H234V159L236 158V157H238L239 156V153H237V152H242V154H243V158H244V156H245V158L246 157H248V164H249V167L250 168H256L257 166H256V163H255V159H257V157H258V154H262V152L264 153V56L261 58V59H259V66H260V68H261V70H256V71H252V73L251 74H245L243 71H238V72H236V73H233V74H230V70H233V65L234 64H232V61H233V57L231 58L230 57V59H232V60H230V59H228V60H223V59H221L220 57L222 56L223 57V55H224V52H223V49H221L224 45H226V44H224L222 47H221V45H217V47H216V49H215V52H218L219 50V52L222 54L221 56H219L218 55V53L217 54H213V53H210L209 51L210 50H208V48L210 47V46H208V48L206 47L207 46V44L208 43H206L207 41H209V40H215V35H213V33H215V31H217V30H215L213 33H211V31H210V26L213 24H215L214 26H216V24H217V26L219 25V27L218 28H221L223 25H227V24H231V26L233 27V24L234 25H236L237 24V28H239L238 26H242L243 28L242 29H238V31H240V34L239 35H242V41H248V40H250V39H252V40H254V42L256 41V39H260L261 38V36H264V0H145L144 1V3L143 4H141L140 3ZM3 4V3H2ZM111 4V3H110ZM113 5H114V3H112ZM100 5V4H99ZM104 5V4H103ZM117 5V4H116ZM109 6V5H108ZM118 6V5H117ZM119 7H120V5H119ZM95 8V7H94ZM123 8H124V6H123ZM127 9V8H126ZM200 9H202V11H200ZM150 10H152V11H150ZM157 10H156V12H157ZM85 11V10H84ZM87 11V10H86ZM140 10H138L137 12H139ZM145 11V12H146ZM158 11H161V13H162V11L163 10H158ZM172 11V10H171ZM180 11V10H179ZM190 11V12H191ZM97 12V11H96ZM119 12V11H118ZM136 12V13H137ZM165 12V13H166ZM7 13V12H6ZM11 13V12H10ZM139 13H141V12H139ZM143 13V12H142ZM13 14V13H12ZM29 14V13H28ZM72 14H74V13H72ZM147 13H145V15H146ZM118 15V14H117ZM124 15V14H123ZM148 15H150V14H148ZM154 14H152V16H153ZM158 15H160V12H159V14ZM170 15V16H169ZM72 16V15H71ZM94 16V15H93ZM147 16V15H146ZM145 16V17H146ZM161 16H163L162 14L160 15V17ZM144 17V18H145ZM150 17V16H149ZM154 17H155V15H154ZM165 18V20H169L168 18ZM138 18H140V16L138 17ZM142 19H143V17H141ZM156 18H158L157 16H156ZM163 18V17H162ZM80 19V18H79ZM145 19H148V18H145ZM145 19H143V20H145ZM153 19V18H152ZM159 19V18H158ZM20 20V19H19ZM18 20V21H19ZM54 20V19H53ZM115 20V19H114ZM142 20V21H143ZM150 20H151V18H150ZM163 20V19H162ZM8 21V20H7ZM4 22V21H3ZM138 22V21H137ZM159 22V21H158ZM163 22V21H162ZM164 22H166V21H164ZM54 24V23H53ZM93 24V23H92ZM137 24V23H136ZM142 24V23H141ZM154 24V23H153ZM160 24V23H159ZM158 24V25H159ZM112 25V24H111ZM155 25H157V24H155ZM173 25V26H174ZM65 26H67V25H65ZM165 26V25H164ZM167 26V25H166ZM216 26V27H217ZM32 27V26H31ZM169 27V26H168ZM212 27V26H211ZM226 27V26H225ZM224 26H223V29L225 28ZM228 27H229V25H228ZM235 27V26H234ZM235 27V28H236ZM8 28V27H7ZM163 28V27H162ZM227 28V27H226ZM231 28V27H230ZM241 28V27H240ZM131 29H132V27H131ZM134 29V28H133ZM143 29V28H142ZM173 29V28H172ZM177 29V28H176ZM10 30V29H9ZM46 30V29H45ZM58 30V29H57ZM154 30V29H153ZM152 30V31H153ZM187 30V29H186ZM220 30V29H219ZM221 30H222V28H221ZM220 30V31H221ZM231 30V29H230ZM230 30L229 29H224L222 32H227V35L229 36V32H230ZM234 31V29H232L231 30V32L230 33H232V34H234V33H236V32H233ZM1 32V31H0ZM10 31H8V33H9ZM72 32V31H71ZM78 32V31H77ZM179 33H180V31H178ZM191 32V31H190ZM190 32H188L187 31V33H190ZM222 32H221V34H222ZM33 33V32H32ZM138 33V32H137ZM156 33V32H155ZM186 33V32H185ZM185 33H183V31H182V34H184L185 35ZM217 33V32H216ZM181 34V33H180ZM191 34V33H190ZM218 34V33H217ZM217 34H216V36H217ZM225 34V33H224ZM231 34V35H232ZM238 33H236L234 36H238L237 35ZM156 35V34H155ZM166 35V34H165ZM178 35V34H177ZM184 35H183V38H184ZM194 35V36H195ZM213 35V36H212ZM50 36V35H49ZM180 36V35H179ZM191 36V35H190ZM219 36H221V35H219ZM227 36V37H228ZM73 37V36H72ZM106 37V36H105ZM225 37V36H224ZM241 37V36H240ZM12 38H15V37H12ZM43 38V37H42ZM143 38V37H142ZM163 38V37H162ZM175 38H177V36L175 37ZM180 38V37H179ZM182 38V39H183ZM229 38L230 39H232L230 36H229ZM237 38H239V37H237ZM81 39V38H80ZM124 39V38H123ZM181 39V38H180ZM181 39V42H183V40ZM185 39V38H184ZM195 39V38H194ZM219 40H221L220 38H218ZM224 39H227V38H224ZM230 39L228 40V41H230ZM19 40V39H18ZM99 40V39H98ZM62 41V40H61ZM64 41V40H63ZM127 41V40H126ZM142 41V40H141ZM144 41V40H143ZM146 41V40H145ZM144 41V42H145ZM148 41V40H147ZM147 41H146V44H147ZM163 41V40H162ZM178 41V40H177ZM186 41H188V40H186ZM216 41V40H215ZM226 41V40H225ZM228 41H226V42H228ZM238 41V40H237ZM240 41V40H239ZM258 41V40H257ZM15 42V41H14ZM66 42V41H65ZM99 42H101V41H99ZM175 42H176V40H175ZM217 42V41H216ZM236 42V41H235ZM7 42H5V44H6ZM16 43H18V42H16ZM20 43V42H19ZM150 43V42H149ZM177 44H178V42H176ZM187 43V42H186ZM190 43V42H189ZM192 43V42H191ZM205 43V44H204ZM222 43V42H221ZM230 43V42H229ZM228 43V44H229ZM232 43H234V42H232ZM231 43V44H232ZM249 43V42H248ZM257 43V42H256ZM255 43V44H256ZM260 43V42H259ZM2 44V43H1ZM14 44V43H13ZM60 44V43H59ZM120 44H122V42L120 43ZM179 44H180V42H179ZM193 44V43H192ZM211 44V43H210ZM219 44V43H218ZM236 44V43H235ZM235 44L233 45V46H235ZM243 44V43H242ZM255 44H254V46H255ZM7 45H9V44H7ZM29 45V44H28ZM107 45V44H106ZM109 47H112L113 48V46H111V44L109 43ZM113 45V44H112ZM114 45H116V48H117V44H114ZM124 45V44H123ZM145 45V44H144ZM151 45V44H150ZM187 45V44H186ZM185 45V46H186ZM189 45V44H188ZM191 45V44H190ZM189 45V46H190ZM13 46V45H12ZM34 46V45H33ZM63 46V45H62ZM65 46V45H64ZM73 46V45H72ZM119 46V45H118ZM143 46V45H142ZM178 46V45H177ZM180 46V45H179ZM184 46V45H183ZM193 46V45H192ZM237 46V45H236ZM239 47H241V44L240 45H238ZM10 47V46H9ZM36 47V46H35ZM96 47V46H95ZM132 47V46H131ZM226 47V46H225ZM250 47V46H249ZM256 47V46H255ZM17 48V47H16ZM68 48V47H67ZM79 48V47H78ZM105 48H107L106 46H105ZM115 48V49H116ZM148 48V47H147ZM192 49H193V47H191ZM238 48V47H237ZM15 49V48H14ZM36 50H37V48H35ZM42 49V48H41ZM46 49V48H45ZM49 49V48H48ZM109 49V48H108ZM125 49V48H124ZM128 49V48H127ZM180 49H181V47H180ZM210 49V48H209ZM243 49V48H242ZM241 49V50H242ZM245 49V48H244ZM24 50V49H23ZM39 50H40V48H39ZM69 50V49H68ZM104 50V49H103ZM121 50H123V49H121ZM126 50V49H125ZM129 50V49H128ZM251 51L253 50V48H251L250 49ZM2 51V50H1ZM13 51V50H12ZM16 51H17V49H16ZM18 51H19V49H18ZM25 51V50H24ZM23 51V52H24ZM34 51V50H33ZM42 51V50H41ZM47 51L48 50H43L42 52L43 53H41L42 54V56L44 55V54H47ZM237 51V50H236ZM36 52V51H35ZM64 52H66V51H64ZM81 52V51H80ZM106 52V51H105ZM112 52H113V50H112ZM181 52H182V50H181ZM192 52V51H191ZM232 52V51H231ZM14 52H12V54H13ZM17 53V52H16ZM16 53H14V54H16ZM28 53H31V52H29L28 50H27V56H30ZM34 53V52H33ZM82 53V52H81ZM99 53V52H98ZM176 53V52H175ZM197 53V52H196ZM195 53V54H196ZM227 53V52H226ZM263 53V52H262ZM2 54H4V53H2ZM21 54V53H20ZM25 55L26 53L24 52V53H22L21 55ZM66 54V53H65ZM145 54V53H144ZM194 54V53H193ZM229 54H230V52H229ZM232 54V53H231ZM236 54H238V52L236 53ZM260 54H261V52H260ZM87 55V54H86ZM209 55H210V57H209ZM216 55V56H215ZM246 55V54H245ZM256 55V54H255ZM11 56V55H10ZM14 56V55H13ZM17 56H18V59L21 57V56H19L18 54H17ZM27 56H25V57H27ZM37 56V55H36ZM39 56V55H38ZM45 56V55H44ZM44 56H43V58H44ZM51 56H53V55H51ZM50 56V57H51ZM81 56V55H80ZM79 56V57H80ZM102 56V55H101ZM211 56H212V58H213V56L214 57H217V56H219V58H217V60H216V62H215V64H218L217 66V68H220V69H228V72L227 73H225V74H222V73H220V74H217L219 77L217 78V80L216 81H214L215 79H214V76H216L217 77V75L214 73V70L212 69V67H214V66H212V65H214L213 64V59L211 58ZM232 56V55H231ZM259 56V55H258ZM24 56H22L21 57V61H22V58H23ZM24 57V60H27L26 58ZM111 57V56H110ZM125 57H127V56H125ZM189 57V56H188ZM224 57H225V55H224ZM30 57H28V59H29ZM54 58H55V56H54ZM54 58H52V59H54ZM69 58V57H68ZM68 58H66V60L68 59ZM90 58V57H89ZM108 58V57H107ZM121 58V57H120ZM175 58V57H174ZM36 59V58H35ZM46 59V58H45ZM51 59V60H52ZM79 59V58H78ZM86 59V58H85ZM143 59V58H142ZM214 59H216V58H214ZM226 59H227V56H226ZM254 59V58H253ZM7 60V59H6ZM38 60V59H37ZM36 60V61H37ZM42 60V59H41ZM40 60V61H41ZM255 60V59H254ZM257 60H258V58H257ZM13 61V60H12ZM18 61H20V60H18ZM32 61V60H31ZM46 61V60H45ZM54 62H55V60H53ZM134 62L136 61V60H133ZM153 61V60H152ZM39 62V61H38ZM53 62V63H54ZM60 62H61V60H60ZM59 62V63H60ZM63 62V61H62ZM72 62V61H71ZM79 62V61H78ZM89 62H91V61H89ZM151 62V61H150ZM252 62V61H251ZM254 62H256V61H254ZM18 63V62H17ZM21 63V62H20ZM29 63V62H28ZM31 63V62H30ZM29 63V64H30ZM33 63V62H32ZM43 63V62H42ZM58 62H56V64H57ZM76 63V62H75ZM120 63V62H119ZM131 63V62H130ZM253 63V62H252ZM258 63V62H257ZM13 64V63H12ZM38 64V63H37ZM55 64V63H54ZM53 64V65H54ZM61 64H63V63H61ZM69 63H67V66L66 67H59V68H61V69H63V72H64V68H65V70H69L68 72H70L71 71V69L72 70H77V69H80V72H81V70H83V74H84V72L85 71H95V66L97 65V64H99L98 62H97V64L94 66L93 64H91V63H87V64H84V65H71V64H69ZM106 64V63H105ZM133 64V63H132ZM155 64V63H154ZM196 64H197V62H196ZM231 64V65H230ZM11 65V64H10ZM14 65V64H13ZM24 65V64H23ZM50 65H52V64H50ZM58 65H60V64H58ZM99 65H101V64H99ZM104 65V64H103ZM131 65V64H130ZM129 65V66H130ZM136 65H138V64H136ZM151 65H152V62H151ZM253 65H255V64H253ZM257 65V64H256ZM17 66V65H16ZM31 66H32V64H31ZM48 66V65H47ZM56 66V65H55ZM55 66H53V67H55ZM106 66V65H105ZM116 65H114V67H115ZM118 66V65H117ZM128 66V65H127ZM158 66V65H157ZM8 67V66H7ZM19 67V66H18ZM28 67V66H27ZM38 67V66H37ZM37 67H35V68H37ZM97 67H98V65H97ZM102 67V70H103V66H100L99 68H101ZM111 67H112V65H111ZM154 67V66H153ZM256 67V66H255ZM258 67V66H257ZM29 68H31L30 66H29ZM41 68V67H40ZM45 68V67H44ZM57 68H58V66H57ZM106 68V67H105ZM122 68V67H121ZM179 68V67H178ZM199 68V67H198ZM216 68V67H215ZM250 68V67H249ZM253 68V67H252ZM16 69H17V67H16ZM42 69V68H41ZM61 69L59 70V71H61ZM115 69H116V67H115ZM119 69V68H118ZM117 69V71H119ZM131 69H132V71L134 70L133 68H132V66H131V68L129 69L130 71H131ZM156 69V68H155ZM168 69V68H167ZM246 69V68H245ZM24 70V69H23ZM26 70V69H25ZM30 70V69H29ZM28 70V71H29ZM40 70V69H39ZM43 70V69H42ZM74 70V71H75ZM96 70H99L98 68L96 69ZM108 70H110L109 68H108ZM123 70H124V68H123ZM126 70V69H125ZM124 70V72H122V73H124V77H126L125 76V71ZM248 70V69H247ZM21 71V70H20ZM20 71H18L19 73H20ZM27 71V70H26ZM32 71V70H31ZM51 71V70H50ZM100 71H101V69H100ZM99 71V72H100ZM112 71H113V69H112ZM132 71H131V73H132ZM226 71V70H225ZM12 72V71H11ZM22 72V71H21ZM34 72V71H33ZM56 72V71H55ZM134 73H135V71H133ZM198 72V71H197ZM206 72H208V73H206ZM247 72V71H246ZM10 73V72H9ZM17 73V72H16ZM23 73V72H22ZM53 73V72H52ZM71 73V72H70ZM77 73H78V70H77ZM91 73V72H90ZM118 73V72H117ZM121 73V74H122ZM128 73V72H127ZM130 73V74H131ZM145 73V72H144ZM14 74V73H13ZM54 74V73H53ZM73 74H74V72H73ZM86 74H89L88 72H86ZM93 74H96V72L95 73H93ZM99 73H97V75H98ZM106 74H108V73H106ZM112 74V73H111ZM116 74V73H115ZM139 74V73H138ZM137 74V75H138ZM149 74V73H148ZM154 74V73H153ZM168 74V73H167ZM2 75V74H1ZM6 75H7V73H6ZM17 75H19V74H17ZM28 75H30V74H28ZM56 75H58V74H56ZM77 75V74H76ZM131 75H134V74H131ZM136 75V74H135ZM12 76V75H11ZM16 76V75H15ZM15 76H13V77H15ZM22 76H23V74H22ZM21 76V77H22ZM36 76V75H35ZM47 76H48V74H47ZM52 76V75H51ZM54 76V75H53ZM64 76V75H63ZM70 77H71V75H69ZM94 76H96V75H94ZM115 76V75H114ZM142 76V75H141ZM198 76V75H197ZM19 77V76H18ZM18 77H17V79H18ZM25 77V76H24ZM29 77V76H28ZM27 77V78H28ZM65 77V76H64ZM68 77V76H67ZM98 77H99V75H98ZM121 77V76H120ZM123 77V78H124ZM128 77V76H127ZM145 77V76H144ZM151 77V76H150ZM9 78H10V76H9ZM30 78H31V76H30ZM32 78H34V76L32 77ZM37 78H38V76H37ZM50 78V77H49ZM92 78V77H91ZM95 78H97V77H95ZM106 78V77H105ZM107 78H108V76H107ZM109 78H111L110 77V75H109ZM160 78V76L158 77V79ZM227 78V80L229 79L232 83H234L233 85V88L234 89H229L228 88V90H226V89H224V90H220V89H217V88H215L216 86H214L215 84L214 83H219V82H222V80H224V79H226ZM1 79H2V77H1ZM4 79H6V77H4ZM7 79H8V77H7ZM11 79V78H10ZM16 79V78H15ZM15 79H13L12 81L14 82H16V80ZM26 79V78H25ZM24 79V80H25ZM51 79V78H50ZM49 79V81H51ZM54 79V78H53ZM52 79V80H53ZM67 79V78H66ZM65 79V80H66ZM68 79H69V77H68ZM84 79V78H83ZM93 79V78H92ZM101 79V78H100ZM112 79V78H111ZM110 79V80H111ZM114 79V78H113ZM146 79V78H145ZM214 79V80H213ZM19 80H21V78L19 79ZM29 80V79H28ZM32 80V79H31ZM55 80H57V78H55ZM55 80H53V81H55ZM59 80V79H58ZM57 80V81H58ZM99 80V79H98ZM104 80H106V79H104ZM116 80H117V78H116ZM126 80H127V78H126ZM194 80V79H193ZM197 80V79H196ZM196 80H195V82H196ZM6 81H8V80H6ZM18 81V80H17ZM22 81V80H21ZM35 81H37V82H39V83H41L43 86H45L47 83H46V81H47V78H45L44 77V75L43 76H40L38 79H36ZM34 81V82H35ZM124 81V80H123ZM122 81V82H123ZM145 81V80H144ZM151 81V80H150ZM160 81V80H159ZM224 81H226V80H224ZM13 82H12V84H13ZM23 82V81H22ZM32 83H33V81H31ZM66 82V81H65ZM81 82V81H80ZM106 82V81H105ZM140 83H142L143 82V80H142V82L141 81H139ZM230 82V83H231ZM11 83V82H10ZM26 84H27V82H25ZM29 83V82H28ZM39 83H37V84H39ZM67 83V82H66ZM66 83H64V85L66 84ZM110 83V82H109ZM136 83V82H135ZM134 83V84H135ZM148 83V82H147ZM160 83V82H159ZM162 83V82H161ZM206 83V85H204ZM231 83V84H232ZM243 83H245V86H246V83L248 84L247 85V88H245L244 87V93L242 94V92H240L239 90H238V87L241 85V84H243ZM14 84H16V83H14ZM33 84H35V83H33ZM41 84H39L40 86H41ZM54 84H55V82H54ZM58 84V83H57ZM68 84V86H69V84H71V83H67ZM66 84V85H67ZM73 84V83H72ZM76 84H77V82H76ZM75 84V85H76ZM102 84V83H101ZM112 84H113V82H112ZM155 84V83H154ZM165 84V83H164ZM177 84V83H176ZM175 84V85H176ZM250 84H251V87H250ZM11 85V84H10ZM19 85V84H18ZM48 85V84H47ZM84 85V84H83ZM117 85H118V83H117ZM126 85V84H125ZM131 85H133V83L131 84ZM137 86H139L138 84H136ZM135 85V88L137 87ZM153 85V84H152ZM158 85H160L161 86V84H158ZM158 85H156V86H158ZM171 85V84H170ZM193 85H194V82H193ZM193 85H192V87H193ZM197 85V84H196ZM23 86V85H22ZM50 86V85H49ZM127 86L130 88V85H128V83H127ZM159 86V87H160ZM163 86V85H162ZM167 86V85H166ZM177 86V85H176ZM224 86V85H223ZM17 87V86H16ZM36 87V86H35ZM37 87H39L38 85H37ZM48 87V86H47ZM66 87V86H65ZM103 87H105V86H103ZM106 87H108V85L106 86ZM121 87H122V85H121ZM132 87V86H131ZM164 87H165V85H164ZM163 87V88H164ZM167 87H170V86H167ZM171 87H172V85H171ZM241 87H242V85H241ZM72 88V87H71ZM82 88V87H81ZM128 88V89H129ZM140 88V87H139ZM147 88V87H146ZM145 88V89H146ZM161 88V87H160ZM163 88H161V89H163ZM166 88V87H165ZM165 88L163 89V90H165ZM16 89V88H15ZM54 89V88H53ZM59 89V88H58ZM98 89V88H97ZM100 89V88H99ZM104 89V88H103ZM115 89H118L117 87L115 88ZM121 89V88H120ZM123 89H124V91H122V92H120V94H124L125 93V95L126 96H130V98L131 97H133V99H134V97L139 93V92H137L135 89H134V86H133V88L132 89H134V90H132V89H129V90H127V87H126V89L124 88V86H123ZM122 89V90H123ZM170 89V88H169ZM168 89V90H169ZM172 90H174L173 88H171ZM170 89V92H168V94L169 93H171V90ZM4 90H5V88H4ZM10 90V89H9ZM17 90V89H16ZM15 90V91H16ZM27 90V89H26ZM26 90H24V91H26ZM154 90H156V89H154ZM154 90H153V92H154ZM159 90V89H158ZM168 90H166V92L165 91H163L162 92V94L163 95H167V91ZM18 91V90H17ZM30 91V90H29ZM70 91V90H69ZM102 91V90H101ZM109 91V90H108ZM116 91V90H115ZM140 91V90H139ZM148 90H146V92L144 91V93L147 95V97H151V99H152V96H151V93H152V89H151V91H148ZM20 92V91H19ZM71 92H73V91H71ZM71 92H69V93H71ZM104 92V91H103ZM118 92L119 91H117V94H118ZM141 92V91H140ZM143 92V91H142ZM142 92H141V95L142 96H144V93L142 94ZM158 92V91H157ZM174 92H175V95H176V89L174 90ZM195 92V91H194ZM6 93V92H5ZM53 93V92H52ZM61 93V92H60ZM85 93V92H84ZM87 93V92H86ZM106 93H108V92H106ZM105 93V94H106ZM111 93V92H110ZM15 94V93H14ZM50 94H51V92H50ZM83 94V93H82ZM153 94V93H152ZM5 95H7V94H5ZM43 95V94H42ZM65 95H66V93H65ZM69 95V94H68ZM75 95V94H74ZM101 95V94H100ZM111 95V94H110ZM139 95H140V93H139ZM145 95V96H146ZM170 96H172L171 94H169ZM175 95H173V97L175 96ZM80 96V95H79ZM88 96V95H87ZM90 96V95H89ZM104 96V95H103ZM102 96V97H103ZM107 96V95H106ZM114 96V95H113ZM122 96V95H121ZM125 96V97H126ZM169 96V97H170ZM181 96V95H180ZM35 97V96H34ZM58 97V96H57ZM71 97V96H70ZM108 97V96H107ZM116 97H117V95H116ZM147 97L145 98V99H147ZM155 97H157V96H155ZM186 97H189V96H186ZM15 98V97H14ZM17 98V97H16ZM22 97H18V99H21ZM49 98V97H48ZM64 98V97H63ZM90 98V97H89ZM110 98V97H109ZM118 98V97H117ZM117 98H115V97H113V99L116 101V99ZM129 98V97H128ZM140 98H143V97H139V99ZM163 98V97H162ZM167 98V97H166ZM191 98H188V99H191ZM35 99V98H34ZM43 99V98H42ZM55 99V98H54ZM53 99V100H54ZM72 99V98H71ZM136 99V98H135ZM138 99V98H137ZM136 99V100H137ZM151 99H148L149 100V102H151L152 100ZM171 99V98H170ZM174 99V98H173ZM178 99V98H177ZM180 99V98H179ZM12 100H14V99H12ZM16 100V99H15ZM21 100H23V99H21ZM31 100V99H30ZM44 100H45V98H44ZM73 100V99H72ZM80 100V99H79ZM85 100V99H84ZM100 100V99H99ZM131 100V99H130ZM176 100V99H175ZM182 100V98L179 100V103L181 104V101ZM186 100V99H185ZM184 99H183V101H185ZM202 100V101H201ZM11 101V100H10ZM9 101V102H10ZM38 101V100H37ZM90 101V100H89ZM105 101H106V99H105ZM108 101V100H107ZM138 101V100H137ZM142 101V100H141ZM145 101V100H144ZM172 101H174V100H172ZM47 102V101H46ZM57 102V101H56ZM83 102V101H82ZM87 102V101H86ZM90 102H92V101H90ZM98 102V101H97ZM117 102V101H116ZM146 102V101H145ZM157 102V101H156ZM177 102H178V100H177ZM176 102V103H177ZM15 103H17L20 107H22L23 108V105H24V103L25 102H20L19 100H16L14 103H11V104H13V105H15ZM27 103V102H26ZM26 103H25V105L24 106H26ZM29 103V102H28ZM36 102H33V104H35ZM58 103V102H57ZM105 103V102H104ZM103 103V104H104ZM112 103H113V101H112ZM111 103V104H112ZM128 103V102H127ZM147 103V102H146ZM195 103V104H194ZM16 104V107L18 106ZM20 104H23L22 106L20 105ZM32 104V103H31ZM32 104V105H33ZM39 106L38 107H40L41 105L39 104V103H37ZM44 104V103H43ZM97 104V103H96ZM126 104V103H125ZM149 104V103H148ZM180 104H178V105H180ZM8 105V104H7ZM73 105V104H72ZM81 105V104H80ZM106 105H108L109 106V104H107L106 103ZM173 105H175L174 104V102H173ZM100 106H102V104L100 105ZM104 106V105H103ZM114 107H111V108H115V107H118L119 106V104H118V106L116 105L115 106V104L113 105ZM121 106H122V104H121ZM124 106V105H123ZM128 106H129V104H128ZM135 106V105H134ZM137 106V105H136ZM152 106V105H151ZM182 106V105H181ZM19 107V110L21 109ZM28 107V106H27ZM27 107H24L22 110H25ZM29 107H31L30 105H29ZM132 107V106H131ZM183 107V106H182ZM5 108V107H4ZM11 108H12V106H11ZM32 108H34V107H32ZM86 108V107H85ZM107 108V107H106ZM108 108H110V106L108 107ZM119 108H120V106H119ZM122 108V107H121ZM174 108V107H173ZM3 109V108H2ZM28 109V108H27ZM47 109V108H46ZM57 109V108H56ZM60 109V108H59ZM63 109V108H62ZM80 109H82V108H80ZM92 109V108H91ZM95 109V108H94ZM116 109V108H115ZM124 109V108H123ZM125 109H126V107H125ZM124 109V111H126ZM133 109V108H132ZM132 109H129L127 112H132L131 110ZM221 111H220V110ZM31 110V109H30ZM35 110V109H34ZM33 110V111H34ZM37 110V109H36ZM43 110V109H42ZM107 110H109V109H107ZM117 111H119V109H116ZM121 110V109H120ZM18 111V110H17ZM41 111V110H40ZM47 111V110H46ZM48 111H50V110H48ZM66 111V110H65ZM76 111V110H75ZM90 111H92V110H90ZM98 111V110H97ZM122 111V110H121ZM135 111H136V109H135ZM22 112V111H21ZM59 112V111H58ZM72 112V111H71ZM79 112V111H78ZM110 112V111H109ZM123 112V111H122ZM127 112L126 113H124V114H126L127 115ZM137 112V111H136ZM53 113V112H52ZM59 113H61V112H59ZM76 113V112H75ZM115 113H116V111H115ZM121 113V112H120ZM133 113L135 114V112L133 111ZM21 114V113H20ZM35 114V113H34ZM90 114V113H89ZM88 114V115H89ZM92 114V113H91ZM131 114V113H130ZM141 114H142V112H141ZM144 114H146V113H144ZM164 114V113H163ZM181 114H182V112H181ZM41 115V114H40ZM49 115V114H48ZM51 115V114H50ZM61 115V114H60ZM76 115V114H75ZM74 115V117H76ZM84 115V114H83ZM88 115H85L87 118L88 117H90V115L88 116ZM105 115V114H104ZM113 115V114H112ZM118 115V114H117ZM119 115H121V114H119ZM125 115V116H126ZM132 116H134L133 114H131ZM136 115V114H135ZM143 115V114H142ZM141 115V116H142ZM46 116V115H45ZM62 116V115H61ZM82 116V115H81ZM81 116H80V118L79 119H81ZM95 116V115H94ZM131 116V117H132ZM138 116H140V114L139 115H137V118H138ZM141 116H140V118H141ZM144 116V115H143ZM143 116H142V118H141V120H140V122L142 121V119H143ZM154 116V115H153ZM163 117H165L164 115H162ZM188 117V121L187 120H182V119H184V117ZM253 117V118H255V120L259 123L257 126H255V125H251V123H249L248 121H247V117H248V119L250 118V117ZM111 117V116H110ZM109 117V119H111ZM122 117V116H121ZM128 118H129V113H128V116H127ZM151 117V116H150ZM3 118V117H2ZM31 118V117H30ZM85 118V117H84ZM126 118V117H125ZM136 118V119H137ZM145 118V117H144ZM152 118V117H151ZM67 119V118H66ZM74 119H76V118H74ZM79 119L77 118V120L79 121ZM93 120L91 121V120H89V119H87L86 120V118L85 119H83V120H85V121H83V122H81V124H84L86 127L88 126V127H90V130H89V133L87 134V132H88V130H84V126H83V129H82V127H81V129H77L78 131H79V136H80V138H82V140L84 141V143H85V141H86V138H87V136H88V138H89V135L90 136H92L93 138L94 137H99L98 139L101 141V143H99L101 146H96L95 145V147L93 146H91V148H90V151H89V156L87 155V157H88V159L86 158V160L84 159L85 157L84 156H86V154H82V156L84 157V158H82V156H81V154H79L81 157H79L80 158V160L77 162V166L79 167V169H80V167L81 168H84L85 170L87 169V168H89V170H88V173L87 172H84V173H87L85 176L84 175H80V176H78V177H82L84 180H89V181H91L90 182V184L89 183H87V181L85 182V183H87L88 185H87V189L89 190L90 189V192H89V194L91 195V198H94V201H96L97 199V202L99 201V195L101 196L102 195V193L101 192H104L103 190H105V189H103V186H105L106 188H109V186H111V183L109 184V180L112 182V184L114 183L112 180H116V181H118V179H119V177H118V173L119 172H122L123 171V168H125V167H127V166H125V164L124 163H126L127 165L130 163V168H131V166H133V165H136L137 163H138V161H139V159H138V161L136 162V164H135V158H136V156H135V154L136 153H134L133 154V150L136 148V146L134 145V144H130V140H128L129 139V137L131 136L130 134H131V132H130V134L129 133H127V134H129L128 136H125V132H127V130H130V129H127V130H123L121 127H118L117 129H115L113 126H108V124H114L115 123V121H114V117H113V120H111L110 122H108L107 121V119L106 120H102L103 119V117H102V119L101 120H96V118H92ZM118 119H119V117H118ZM129 119H132V118H129ZM134 119V120H133ZM133 121H135V118L133 117ZM139 119V118H138ZM146 119L147 118H145V119H143L144 121H146ZM152 119H154V118H152ZM156 119H158V118H155V120ZM159 119H160V117H159ZM159 119L157 120V122H159ZM163 119V118H162ZM165 119V118H164ZM224 121H223V120ZM250 119H252V118H250ZM69 120V119H68ZM149 120H151V119H149ZM171 120V119H170ZM15 121V120H14ZM35 121V120H34ZM46 121H48L47 119H46ZM65 120H63V122H64ZM114 121V122H113ZM117 121V120H116ZM123 121V120H122ZM122 121H121V123H122ZM129 121V120H128ZM131 121V120H130ZM129 121V122H130ZM133 121H132V123H133ZM137 122H138V120H136ZM148 121V120H147ZM146 121V122H147ZM251 121V120H250ZM259 121H261V123L259 122ZM2 122V121H1ZM61 122H62V120H61ZM66 122H68V121H66ZM129 122H127V123H129ZM146 122H144V123H146ZM253 122V121H252ZM256 122V123H257ZM35 123H36V121H35ZM47 123V122H46ZM48 123H50V122H48ZM53 123V122H52ZM60 123V122H59ZM73 123V122H72ZM78 123V122H77ZM76 123V125L78 126V124ZM80 123V122H79ZM135 124H136V122H134ZM133 123V124H134ZM139 123V122H138ZM137 123V124H138ZM151 123V122H150ZM215 125V126H213V124ZM255 123V122H254ZM43 124V123H42ZM123 124H125V122H123ZM134 124V127L136 126ZM142 124H143V122H142ZM141 124V125H142ZM164 124H166V123H164ZM208 124H210L211 126L209 127V125ZM36 125L37 124H35V128H36ZM208 125V126H207ZM38 126V125H37ZM44 126H45V123H44ZM60 126V125H59ZM80 126V125H79ZM103 127V126H105V127H107L108 128V134H91L95 129H94V127ZM126 126V125H125ZM131 126V125H130ZM146 126V125H145ZM153 126V125H152ZM154 126H155V124H154ZM225 126V128H227V130L225 129V131H227V132H223L222 130V127H224ZM255 126V127H254ZM46 127V126H45ZM55 127V126H54ZM140 127H142L140 130H142V131H144L145 130V127L144 126H140ZM151 127V126H150ZM26 128V127H25ZM38 128H40V125H39V127ZM61 128V127H60ZM59 128V129H60ZM74 128H75V126H74ZM78 128H80V127H78ZM130 128V127H129ZM137 128V127H136ZM144 128V129H143ZM156 128V127H155ZM3 129V128H2ZM12 129V128H11ZM45 129H47V128H45ZM44 129V130H45ZM50 129V128H49ZM52 129V128H51ZM58 129V130H59ZM62 129V128H61ZM64 129V128H63ZM86 129H88V128H86ZM101 129V128H100ZM102 129H105V128H102ZM138 129V128H137ZM147 129V128H146ZM152 129V128H151ZM158 129V128H157ZM160 129V128H159ZM218 129H220L221 130V132L222 133H224L223 134V136L225 135V139L227 138V140L226 141H223V140H221V139H224L223 138V136H222V138H221V136H220V132H218V134L219 135H216L215 133H217L216 131H218ZM31 130V129H30ZM29 130V131H30ZM48 130V129H47ZM53 130V129H52ZM57 130V131H58ZM66 130V129H65ZM76 130V131H77ZM106 130V129H105ZM104 130V131H105ZM139 130V129H138ZM149 130V129H148ZM213 130H215V135L213 134V135H211L212 133H210V132H212ZM219 130V131H220ZM36 131H37V129H36ZM39 131L41 132V130L39 129ZM67 131V130H66ZM69 131H70V129H69ZM99 131V130H98ZM132 131V130H131ZM146 131V130H145ZM159 131V132H160ZM35 132V131H34ZM46 132V131H45ZM61 132V131H60ZM75 132V131H74ZM73 132V133H74ZM129 132V131H128ZM15 133V132H14ZM29 133V132H28ZM39 133V132H38ZM42 133V132H41ZM43 133H44V131H43ZM49 133H50V131H49ZM48 133V134H49ZM53 133V132H52ZM52 133H51V137H52ZM56 132H54V134H55ZM107 133V132H106ZM133 133V132H132ZM137 133V132H136ZM140 133H141V131H140ZM145 133V132H144ZM210 133V134H209ZM53 134V135H54ZM58 134V133H57ZM155 134V133H154ZM157 134V133H156ZM40 135V134H39ZM41 135H43V134H41ZM50 135V134H49ZM76 135V134H75ZM159 135V134H158ZM24 136H25V134H24ZM29 136V135H28ZM47 136V135H46ZM137 136V135H136ZM141 136V135H140ZM155 136H153V137H155ZM183 136V137H184ZM41 137V136H40ZM50 137V138H51ZM58 137H60V136H58ZM91 137V138H92ZM145 137V136H144ZM151 137V136H150ZM160 137L161 138H164V139H162L163 141H161L160 140ZM22 138V137H21ZM26 138V137H25ZM42 138V137H41ZM50 138H47V139H49L47 142H49L51 139ZM55 138V137H54ZM92 138V139H93ZM128 138V139H127ZM137 138V137H136ZM45 139V138H44ZM61 139V138H60ZM65 139H67V138H65ZM90 139V138H89ZM88 139V140H89ZM92 139H90V140H92ZM97 139V140H98ZM131 139H132V136H131ZM140 139V138H139ZM143 139V138H142ZM146 139V138H145ZM155 140L154 138H149L148 137V140ZM166 139H167V141H166ZM31 140V139H30ZM33 140V139H32ZM38 140H40V139H38ZM46 140V139H45ZM54 139H52V141H53ZM87 140V141H88ZM89 140V141H90ZM95 140V139H94ZM96 140V141H97ZM150 140V141H151ZM160 140V141H159ZM166 141V143L168 142V140H171L169 143H167V144H165L164 142ZM24 141V140H23ZM41 141V140H40ZM39 141V142H40ZM58 141V140H57ZM82 141V142H83ZM86 141V142H87ZM99 141V142H100ZM132 141H134V140H132ZM145 141V140H144ZM243 141H245V142H243ZM16 142V141H15ZM31 142V141H30ZM93 142V141H92ZM135 142V141H134ZM161 142V143H160ZM184 142H186V140H184ZM243 142V143H242ZM25 143V142H24ZM42 143H43V141H42ZM73 143V142H72ZM132 143V142H131ZM152 143H154V141L152 142ZM155 143V144H156ZM22 144V143H21ZM37 144V143H36ZM40 144V143H39ZM52 144H53V142H52ZM51 143H50V146H49V148L50 147H54V146H51L52 145ZM76 144V143H75ZM82 144V143H81ZM85 144H88V142L87 143H85ZM157 144H156V146L155 147H157ZM26 145V144H25ZM28 145V144H27ZM54 145H55V143H54ZM57 145V144H56ZM70 145V144H69ZM83 145V144H82ZM82 145H80V146H82ZM91 145V144H90ZM89 145V146H90ZM141 145V144H140ZM153 145V144H152ZM164 145V146H163ZM16 146V145H15ZM14 146V147H15ZM18 146V145H17ZM16 146V147H17ZM36 146V145H35ZM48 146V145H47ZM61 146V145H60ZM76 146V145H75ZM78 146V145H77ZM171 146V147H172ZM21 147H22V145H21ZM38 147H40V146H38ZM38 147H37V150H39L38 149ZM44 146L42 145V148H43ZM46 147V146H45ZM44 147V148H45ZM73 147H74V145H73ZM83 147H85L84 145H83ZM154 147V148H155ZM20 147H18V149H19ZM25 148V147H24ZM41 148V147H40ZM48 147H46V149H47ZM55 148V147H54ZM54 148H50L51 150L52 149H54ZM62 148V147H61ZM65 148V147H64ZM78 148V147H77ZM141 148V147H140ZM140 148H138V149H140ZM145 148V147H144ZM176 148V147H175ZM179 148H182V147H179ZM178 148V149H179ZM31 149V148H30ZM76 149V148H75ZM86 149V148H85ZM129 149L131 150L130 152H132V154H124V152L125 151H127L126 153H129L128 151H129ZM137 149V150H138ZM160 149V148H159ZM159 149H158V151H159ZM171 149V148H170ZM184 149V150H185ZM17 150V149H16ZM15 150V151H16ZM19 150H21V149H19ZM35 150H36V148H35ZM42 151H44V149H41ZM78 150V149H77ZM136 150V151H137ZM142 150V149H141ZM147 150V149H146ZM154 150V149H153ZM153 150H151V151H153ZM22 151H23V147H22ZM25 151V150H24ZM40 151V150H39ZM46 151V150H45ZM55 151V150H54ZM57 151V150H56ZM79 151H81V150H79ZM78 151V152H79ZM87 151V150H86ZM149 151V150H148ZM157 151V152H158ZM175 151H177L176 149H175ZM179 151V152H180ZM215 151V152H216ZM19 152V151H18ZM32 152H33V150H32ZM49 152H53V151H50L49 150ZM58 152H59V150H58ZM57 152V153H58ZM69 152V151H68ZM85 152V151H84ZM104 152H105V155H104ZM139 152V151H138ZM167 152V151H166ZM165 152V153H166ZM173 152V151H172ZM213 152V151H212ZM218 152H216V153H218ZM36 153V152H35ZM41 153V152H40ZM40 153H38L39 155H40ZM45 153V152H44ZM46 153H48V149H47V152ZM45 153V154H46ZM56 153V152H55ZM60 153V152H59ZM86 153V152H85ZM88 153V152H87ZM151 153V155H152V152H150ZM150 153H148V155L150 154ZM159 154H161V152H158ZM163 153V152H162ZM208 153V152H207ZM215 153V154H216ZM1 154V153H0ZM16 154V153H15ZM14 154V155H15ZM29 154V153H28ZM43 154V153H42ZM51 154V153H50ZM62 154V153H61ZM124 154V155H123ZM147 154V153H146ZM154 154V156H153V158H152V166H154V164L155 165H157L156 163H154V160H156L157 159V157H159L160 159H161V157H163L164 158V156H157L156 155V151L153 153ZM177 155H178V152L176 153ZM205 154V153H204ZM212 154V153H211ZM211 154L209 153L208 154V156H203V157H201V161L199 162V160H198V165H199V163L201 164V166H202V169H200V170H203L202 171V176H195L194 178H191V179H188L187 177H185V176H187V175H189V173L191 174V172H189L188 170H186V174H184V173H182V174H184L183 176L185 177V178H183L182 177V174L180 175V174H177V172H176V170H175V168L174 169H172L173 170V172H172V175L170 174V176H169V173H167L168 174V177L167 176H165L166 178H165V180H160L162 183H160V182H157V183H160V185L158 186V184H156L155 183V180H154V178H152L151 176V180L153 179L154 180V182H153V184L155 183L156 185H157V187H156V185H154L153 187H151L152 188V193L151 192H149L151 189H149V184L147 185V184H145V182H147V181H145L144 182V180L145 179H143L142 180V177L145 175H147V172L144 174V175H141L140 177V179H141V184L144 182V184L142 185V187L140 186V188H142V189H137L139 192H140V194L138 193V191H137V193H138V195H136L135 197H133V199H131L132 197H131V195L129 194L130 193V190L128 189V187H126L125 186V184H124V186L122 187V189H120V191H116L117 193H112V194H117V195H114V196H112L111 198L108 196V198H110V199H108V198H106V196L105 195H107V193H105V195H103V196H105V198L107 199V200H110L111 202H106L107 204H112L113 205V203H115L113 206L115 207V205L117 204V206L114 208L112 205H110V206H112L113 208L112 209H110L111 207H109L108 205V207L109 208H107V206H105L104 207V205L106 204V203H104L103 202V204H102V201L104 200L105 201V198L103 199L102 198V201H101V199H100V201L101 202H98L97 204H98V206H95V208L96 209H98V208H100V210H101V214H100V219L101 218H105L106 219V217L107 216H110V217H113V221H115L114 219H116L117 217H121V218H124V219H126V218H128L127 216H130V215H132V216H135V214L137 215V214H139L140 216H141V213L143 214V212H141V211H144L146 214L145 215H147L148 217H149V221H150V219L152 220L153 218H157L158 219V223H157V225H155V226H157V228H158V226L159 227H161L163 224H170V222L171 221H173L174 220V218H176V216L174 217V215H176L177 214V212H178V215H177V220L178 221H182V223L183 222H186V220H188L187 222H190L191 224H193L194 225V223H200V225H201V223L203 222L204 224H208V227H209V231H210V229H213V230H215V229H218V228H225V227H228V228H230V223H229V216H228V211L226 210L227 209V207H229V206H227V204H226V200H227V198H228V201L227 202H229V200L231 201V199H232V204H233V206H238L236 209H235V211H233V213L231 212V214H233V216H234V212H241V209H240V205H241V200H250V197L251 196H253V195H255L254 194V192H247V190L246 189H248L249 188V190H251L252 189V186H249V187H243V186H241V185H244L245 186V181L243 180L244 179V177H245V175H244V177H243V175H239V173H238V171H240L242 168H243V164H245L246 165V163L244 162L245 160H242V161H239L238 159H236L237 160V163L236 164H234V165H232V166H230V167H228V168H226V170L224 169V167H220L221 169L220 170H222L223 172L225 171V174H222L223 172L222 171H220L219 169H218V166H216L218 163H216V165H215V163L213 164V162L210 160V159H213L212 157H211ZM214 153L212 154L213 156L215 155ZM223 154V153H222ZM225 154V153H224ZM237 154H238V156H237ZM241 154V153H240ZM241 154V155H242ZM260 154V155H261ZM38 155V156H39ZM56 155V154H55ZM55 155H54V157H55ZM75 156H76V153L74 154ZM74 155H73V157H74ZM79 155H77V156H79ZM111 155V156H110ZM167 155H169V154H167ZM175 155V154H174ZM177 155L175 156V157H177ZM179 155H180V153H179ZM207 155V154H206ZM259 155V157L261 158V157H263L264 158V156H263V154H262V156H260ZM30 156V155H29ZM37 156V157H38ZM42 155H40L39 157H41ZM49 155L47 154V157H48ZM59 156V155H58ZM76 156V157H77ZM105 156V157H104ZM115 156H118V158L116 159V158H114ZM150 156V155H149ZM183 156V155H182ZM216 156V155H215ZM18 157V156H17ZM53 157V156H52ZM53 157V158H54ZM75 157V158H76ZM139 157V156H138ZM137 157V158H138ZM167 157H169V156H167ZM179 157V156H178ZM216 157H218V156H216ZM223 157V156H222ZM221 157V158H222ZM226 157H227V155H226ZM16 158V157H15ZM43 158V157H42ZM56 159H57V157H55ZM70 158V157H69ZM68 158V159H69ZM75 158L73 159V160H75ZM96 158H97V162L95 163V161H93L94 159L96 160ZM116 159V161H114V159ZM137 158H136V160H137ZM142 158V157H141ZM144 158V157H143ZM148 158V157H147ZM147 158H145V159H147ZM215 158V157H214ZM239 158V157H238ZM28 159H30V158H28ZM41 159V158H40ZM43 159H45V158H43ZM55 159V160H56ZM72 159V158H71ZM76 159H78V158H76ZM149 159H150V157H149ZM218 159H220L219 157H218ZM218 159L216 158L215 160H217V161H214V162H218ZM241 159H242V157H241ZM46 160H47V158H46ZM59 160V159H58ZM64 162H66V160L67 159H65L64 158ZM70 160V159H69ZM88 160V161H87ZM104 160V161H103ZM111 160H113L114 162H112ZM168 160V159H167ZM167 160H165V161H167ZM175 160V159H174ZM189 160H190V162H189ZM195 160V159H194ZM193 160V161H194ZM225 160V159H224ZM259 160V159H258ZM264 159H262V161H263ZM7 161V160H6ZM31 161V160H30ZM30 161H29V163H30ZM37 161V160H36ZM52 161V160H51ZM100 161H102V162H100ZM143 161V160H142ZM141 161V159H140V162H142ZM147 161V160H146ZM164 161V162H165ZM221 161V160H220ZM233 161H232V163H233ZM260 161V160H259ZM258 161V162H259ZM17 162V161H16ZM55 162V161H54ZM63 162V163H64ZM72 162V161H71ZM157 162V161H156ZM158 162H160V161H158ZM174 162H176V161H174ZM224 162V161H223ZM227 162V161H226ZM228 162H229V160H228ZM236 162V161H235ZM244 162V163H243ZM6 163V162H5ZM28 163V162H27ZM49 163V162H48ZM53 163V162H52ZM74 163V162H73ZM73 163H70V165L71 164H73ZM171 163H173V162H170V165H171ZM187 163V164H186ZM221 163V162H220ZM254 163H255V165H254ZM261 163V162H260ZM46 165H47V163H45ZM66 164V163H65ZM64 164V165H65ZM109 164L111 165H114L113 167H115V170L114 171H110V169H107L108 167L107 166H109ZM225 164V163H224ZM229 164V163H228ZM258 164V163H257ZM45 165V166H46ZM52 165V164H51ZM57 165V164H56ZM63 165V166H64ZM101 165H103V166H101ZM105 165V166H104ZM125 167H124V166ZM150 165V164H149ZM161 165V164H160ZM164 165V164H163ZM169 165V164H168ZM174 165H176L175 163H174ZM176 165V166H177ZM227 165V164H226ZM259 165H261V164H259ZM36 166H37V169H35L36 168ZM35 167H34V170H38L39 171V169H38V166L39 165H36ZM66 166V165H65ZM68 167H69V165H67ZM72 166V165H71ZM139 166V165H138ZM143 166V165H142ZM142 166H139V167H141L142 169L141 170H138L139 169V167H136L137 168V170L138 171H145L144 170V168L142 167ZM197 166V167H196ZM204 166V167H203ZM223 166V165H222ZM261 166H263L264 167V161H263V163H262V165ZM47 167H48V165H47ZM46 167V168H47ZM53 167V166H52ZM51 167V169H53ZM59 167V166H58ZM134 167V166H133ZM134 167V168H135ZM159 167V166H158ZM157 167V168H158ZM168 167V166H167ZM171 167H172V165H171ZM174 167V166H173ZM196 167V168H195ZM225 167H227V166H225ZM242 167V168H241ZM248 167V166H247ZM247 167H245L246 169H247ZM259 167V166H258ZM61 168V167H60ZM71 168H73V167H71ZM76 169H78L77 167H75ZM104 168V169H103ZM105 168L107 169L106 171H104L103 173H102V171L103 170H105ZM109 168H112V167H109ZM128 168V167H127ZM153 168V167H152ZM154 168H156V167H154ZM162 168V167H161ZM180 168V167H179ZM254 168V169H255ZM262 168V167H261ZM43 169V168H42ZM48 169V168H47ZM61 169H64V168H61ZM75 169V170H76ZM79 169H78V171H79ZM100 169H103L102 171H100ZM114 169V168H113ZM112 169V170H113ZM133 169V168H132ZM131 169V170H132ZM177 169V168H176ZM249 169V168H248ZM41 170V169H40ZM66 170V169H65ZM81 170V169H80ZM127 170H129V171H131L129 168L128 169H126L125 171H127ZM157 170V169H156ZM161 170V169H160ZM168 170V169H167ZM171 170V171H172ZM174 170H175V172H174ZM181 170H183V168L181 169ZM190 170V169H189ZM243 171H244V169H242ZM257 170H260V169H257ZM263 170V169H262ZM262 170H260V171H262ZM59 171V170H58ZM68 171V170H67ZM74 171V170H73ZM87 171V170H86ZM134 171H136V170H134L133 169V172ZM152 171V170H151ZM150 171V172H151ZM155 171V170H154ZM164 171H166V170H164ZM168 171H170V169L168 170ZM194 171V170H193ZM246 171V170H245ZM244 171V172H245ZM251 171H253L252 169H251ZM251 171H250V173H251ZM35 172H37V171H35ZM35 172H33V174L35 173ZM43 172H44V170H43ZM70 171H68V174H70L69 173ZM80 172V171H79ZM124 172V171H123ZM122 172V173H123ZM132 172V171H131ZM132 172V173H133ZM137 172V171H136ZM135 172V173H136ZM178 172H180V170L178 171ZM185 172V171H184ZM236 172L238 173V174H236ZM248 172H249V170H248ZM247 172V173H248ZM38 173V172H37ZM36 173V174H37ZM40 173V172H39ZM50 173H52V172H50ZM60 173V172H59ZM63 173V172H62ZM65 173H67V172H65ZM121 173V174H122ZM127 173H129V172H127ZM127 173H125L126 175H127ZM138 173V172H137ZM142 173V172H141ZM156 173V172H155ZM162 173V172H161ZM161 173H159V175H161ZM164 173L165 172H163L162 174L164 175ZM194 173V175H195V172H193ZM192 173V174H193ZM4 174H6V173H4ZM23 174V173H22ZM26 174V173H25ZM42 174V173H41ZM61 174V173H60ZM71 174H72V172H71ZM75 174V173H74ZM73 174V177L74 176H76V175H74ZM81 174V173H80ZM120 174V173H119ZM140 174V172L138 173V174H135V175H139ZM149 174H151V173H149ZM148 174V175H149ZM166 174V175H167ZM177 174V175H176ZM244 174V173H243ZM253 174H255L253 177L257 180V181H254V182H257L256 183V189H258V193H260V195L264 198V189H261V184L259 183V181L258 180H260L261 178H263L264 177V175L262 174V173H259V171L258 172H254ZM57 175H58V173H57ZM64 175V174H63ZM62 175V176H63ZM66 175V174H65ZM64 175V176H65ZM123 175V174H122ZM180 175V176H179ZM227 175H230V176H232V178H229V177H227ZM37 176H38V174H37ZM40 176V175H39ZM63 176V177H64ZM129 176V175H128ZM145 176H144V178H145ZM157 176V175H156ZM174 176V177H173ZM178 176L180 177L179 178V180H177V178H178ZM20 177V176H19ZM59 177V176H58ZM66 177V176H65ZM70 177V176H69ZM69 177H67L66 178V182H67V180L69 181V182H71L68 178ZM102 177H104V179L102 178ZM122 177H124V176H122ZM122 177H121V185H122V183L124 182H127V181H123L122 182ZM158 177V176H157ZM156 177V178H157ZM163 177V176H162ZM182 177V178H181ZM189 177H191V176H189ZM203 177L205 178L204 180H202L203 179ZM247 177V176H246ZM245 177V178H246ZM26 178V177H25ZM30 178V177H29ZM38 178V177H37ZM40 178V177H39ZM38 178V179H39ZM57 178V177H56ZM132 178V177H131ZM136 178V177H135ZM176 178V179H175ZM24 179V178H23ZM41 179V178H40ZM64 179V178H63ZM73 178H71V180H72ZM77 179V178H76ZM81 179V178H80ZM83 179H81L82 181H83V184H84V180ZM158 179H161V176H159V178ZM158 179H157V181H158ZM164 179V178H163ZM247 179V178H246ZM250 179V178H249ZM252 179V178H251ZM13 180V179H12ZM30 180V179H29ZM28 180V181H29ZM105 181L104 182V184H101V183H103L102 181ZM124 180H126V178L124 179ZM133 180V179H132ZM137 180H138V182H140V180L139 179H136V182H137ZM146 180H149V181H151L150 180V178L148 179V178H146ZM168 180V181H167ZM17 181V180H16ZM36 181V180H35ZM64 181V182H65ZM78 181H80L79 179H78ZM168 183H167V182ZM244 181V182H243ZM249 181V180H248ZM253 181V180H252ZM251 181V182H252ZM261 181V180H260ZM32 182H34V181H32ZM37 182V181H36ZM42 182V181H41ZM46 182H48V181H46ZM45 182V183H46ZM55 182V181H54ZM75 182V181H74ZM152 182H151V184H152ZM164 182H166L167 183V185L164 183ZM59 183V182H58ZM57 183V187L59 186V184ZM73 183V182H72ZM76 183V182H75ZM74 183V184H75ZM134 183V182H133ZM132 183V184H133ZM249 183H250V181H249ZM15 184H17L16 182H15ZM14 184V185H15ZM23 186H24V184L23 183H21ZM27 184V183H26ZM25 184V185H26ZM39 184V183H38ZM61 184H63V183H61ZM60 184V185H61ZM65 184V183H64ZM67 184V183H66ZM130 184V183H129ZM131 184V185H132ZM137 184V183H136ZM139 184V183H138ZM150 184V185H151ZM187 184V185H186ZM42 185V184H41ZM68 185L70 186L71 184L70 183H68ZM85 185V184H84ZM101 185H103L101 188H100V186ZM130 185V186H131ZM166 185V186H165ZM246 185H248L247 184V182H246ZM250 185V184H249ZM21 186V185H20ZM32 186H34V185H32ZM39 186V185H38ZM46 186V185H45ZM55 186V185H54ZM63 186V185H62ZM72 186V185H71ZM74 186V185H73ZM133 186V185H132ZM165 186V187H164ZM40 187V186H39ZM51 187H53L52 185H51ZM60 187V186H59ZM58 187V188H59ZM89 187V188H88ZM113 187H115V185L113 186ZM116 187H117V185H116ZM116 187H115V189H116ZM119 187H121V186H119ZM134 187H135V185H134ZM132 187H130V189H131ZM138 188V187H137ZM156 188V189H155ZM164 188V189H163ZM37 189V188H36ZM43 189V188H42ZM47 189V188H46ZM49 189H51V188H49ZM53 189V191H56L55 190V187L54 188H52ZM52 189L50 190V191H52ZM57 189V188H56ZM59 189H61V188H59ZM70 189V188H69ZM82 189V188H81ZM153 189H155V191L153 192ZM65 190V189H64ZM73 190V189H72ZM112 190V189H111ZM142 190V191H141ZM149 190V191H148ZM161 190H163V191H161ZM166 190V191H165ZM168 190V191H167ZM253 190H254V187H253ZM59 190L57 189V192H58ZM62 191V190H61ZM61 191L59 192V193H61ZM66 191V190H65ZM69 191V190H68ZM75 191V190H74ZM78 191V190H77ZM80 191V190H79ZM114 191V190H113ZM255 191V190H254ZM49 192V191H48ZM63 192V191H62ZM82 192H84V191H82ZM106 192V191H105ZM108 192V191H107ZM115 192V191H114ZM135 192V191H134ZM256 192V193H257ZM24 193V192H23ZM53 193V192H52ZM59 193H57V194H59ZM71 193V192H70ZM132 193V195L134 196V194H133V192H131ZM184 193V194H183ZM257 193V194H258ZM16 194V193H15ZM32 194V193H31ZM48 194V193H47ZM80 194V193H79ZM109 194H111L110 193V189H109ZM250 194V195H249ZM28 195V194H27ZM41 195V194H40ZM49 195V194H48ZM51 195H53V194H51ZM55 195V194H54ZM53 195V196H54ZM60 195V197H61V194H59ZM70 195V194H69ZM72 195V194H71ZM78 195V194H77ZM83 195H86V193H84ZM82 195V196H83ZM90 195H89V197H90ZM141 195H143L144 196V198H141V199H145V201L143 200V203H144V206L142 207V208H140V206L138 207L137 206V204H135V200L138 202L139 201V197L141 196ZM180 195H182V196H180ZM259 195V194H258ZM6 196V195H5ZM57 196V195H56ZM63 196V195H62ZM74 196V195H73ZM80 196V195H79ZM103 196H101V197H103ZM111 196V195H110ZM232 196H234V198H235V196H236V198L235 199H233V197ZM7 197V196H6ZM142 197V196H141ZM254 197V196H253ZM258 197V196H257ZM45 198V197H44ZM87 198V197H86ZM85 198V199H86ZM95 198H97V199H95ZM259 198V197H258ZM258 198L256 199V200H258ZM19 199V198H18ZM37 199V198H36ZM49 199V198H48ZM52 199H55V198H52ZM51 199V200H52ZM80 199H82V198H80ZM138 199V200H137ZM140 199V200H141ZM260 199V198H259ZM9 200H11L10 198H9ZM31 200V199H30ZM61 200H62V198H61ZM74 200H75V198H74ZM92 200V199H91ZM112 200H113V202H112ZM238 200H240L239 202H237ZM48 201V200H47ZM54 201V200H53ZM80 201V200H79ZM81 201H83V200H81ZM88 201V200H87ZM87 201H85V203H87ZM165 201V202H164ZM192 201H195L194 203L192 202ZM196 201H204L205 203H203V204H197L196 203ZM251 201H254V200H251ZM259 201H261V200H259ZM258 201V202H259ZM263 201H264V199H263ZM14 202V201H13ZM12 202V203H13ZM42 201H40L39 203H41ZM62 202V201H61ZM60 202V203H61ZM63 202H66V200L65 201H63ZM90 202V201H89ZM92 202V201H91ZM140 202L141 201H139V204H140ZM164 202V203H163ZM247 202V201H246ZM8 203V202H7ZM10 203H11V201H10ZM9 203V204H10ZM15 203V202H14ZM13 203V204H14ZM50 203V202H49ZM56 203V202H55ZM59 203V202H58ZM96 203V202H95ZM250 203V202H249ZM254 203H256V202H254ZM253 203V204H254ZM26 204V203H25ZM24 204V205H25ZM38 204V203H37ZM36 204V205H37ZM69 204V203H68ZM77 204V203H76ZM96 204V205H97ZM175 204V208L174 209H177L176 211V214H174L173 212H175V211H173L174 209H172V207H173V205ZM243 204H245L244 203V201H243ZM257 204V203H256ZM259 204V203H258ZM30 205V204H29ZM60 205V204H59ZM65 205V204H64ZM82 205V204H81ZM85 205V204H84ZM102 205H103V208H102ZM169 205H172L171 206V208L169 209L168 208V206ZM187 205H188V207H187ZM251 205H252V202H251ZM263 205V204H262ZM23 206V205H22ZM62 205H60V208H62L61 207ZM71 206V205H70ZM73 206V205H72ZM186 206V207H185ZM248 206V205H247ZM250 206V205H249ZM254 206V205H253ZM25 207V206H24ZM56 207V206H55ZM57 207H58V204H57ZM242 207H244V205L242 206ZM252 207V206H251ZM255 207H256V205H255ZM27 208V207H26ZM35 208V207H34ZM33 208V209H34ZM42 208V207H41ZM50 208V207H49ZM51 208H53V206L51 207ZM50 208V209H51ZM59 208V209H60ZM74 208V207H73ZM86 208H88V207H86ZM235 208V207H234ZM261 208V207H260ZM43 209V208H42ZM49 209V210H50ZM68 209V208H67ZM76 209V208H75ZM84 209V208H83ZM82 209V210H83ZM172 209V210H171ZM243 209V208H242ZM247 209V208H246ZM253 209V208H252ZM257 209V208H256ZM255 209V210H256ZM21 210H23V209H21ZM63 210V209H62ZM70 210V209H69ZM72 210V209H71ZM71 210L70 211H68V212H71ZM85 210V209H84ZM91 210V209H90ZM100 210H98V211H100ZM230 210H233V207H232V209H230ZM247 210H249V209H247ZM251 210V209H250ZM255 210L254 211H251V212H249L248 211V213H251V215L253 214V217H254V215L255 214H257L256 212H255ZM264 210V209H263ZM16 211V210H15ZM14 211V212H15ZM64 211V210H63ZM96 211V210H95ZM94 211V212H95ZM25 212V211H24ZM58 212V211H57ZM60 212V211H59ZM62 212V211H61ZM91 212V211H90ZM90 212H89V214H90ZM93 212V213H94ZM214 212H217V213H220L221 215L219 216V217H217V218H215V216L214 217H210ZM13 213V212H12ZM54 213V212H53ZM67 213V212H66ZM72 213V212H71ZM85 213H87V211L85 212ZM96 213V212H95ZM247 213V214H248ZM262 213H264V212H262ZM55 214V213H54ZM53 214V215H54ZM57 214V213H56ZM60 214V213H59ZM82 214V212L79 214V215H81ZM97 214H99V213H97ZM187 215V217L185 218L184 216L182 217V215ZM192 214V215H191ZM242 214V213H241ZM50 215V214H49ZM68 215H69V213H68ZM85 215V214H84ZM95 215V214H94ZM230 215V214H229ZM245 215V214H244ZM244 215H241V216H244ZM260 215V214H259ZM30 216V215H29ZM74 216H77V215H74ZM92 216V215H91ZM99 216V215H98ZM191 216V217H190ZM208 216H209V219H208ZM248 216V215H247ZM41 217V216H40ZM84 217V216H83ZM87 217H88V215H87ZM95 217H96V215H95ZM110 217H107V218H109L110 219ZM131 217V216H130ZM142 217V216H141ZM140 217V218H141ZM229 217V218H228ZM238 217V216H237ZM251 217V216H250ZM261 217H263V216H261ZM261 217L259 216V218H258V216L257 217H254L255 219H253L254 220V222H255V224L254 225H257V226H259L260 225V223H262V221H264V219L261 221ZM48 218V217H47ZM52 218V217H51ZM77 218V217H76ZM81 218V217H80ZM92 218V217H91ZM136 218V217H135ZM140 218H138V224H139V226L138 227H140V232H141V235H139L140 234V232H139V236H142V234L143 235H145V233H144V231H143V229H142V226H146V224L148 223L147 222V220H145L143 217H142V220L140 219ZM233 218V217H232ZM242 218V217H241ZM240 218V216H239V219H241ZM248 218H249V216H248ZM252 218V217H251ZM28 219V218H27ZM68 219V218H67ZM72 219V218H71ZM117 219H119V218H117ZM144 219V220H143ZM154 219V222L156 221ZM210 220V221H208V220ZM234 219H235V216H234ZM29 220V219H28ZM40 220V219H39ZM43 220V219H42ZM46 220V219H45ZM94 220V219H93ZM96 220V219H95ZM102 220V219H101ZM100 220V221H101ZM131 220H132V218H131ZM177 220H176V222H177ZM214 222H213V221ZM236 220V219H235ZM244 220V219H243ZM252 220V219H251ZM58 221V220H57ZM56 221V222H57ZM90 221V220H89ZM103 221V220H102ZM106 221V220H105ZM111 221H112V218H111ZM110 221V222H111ZM112 221V223H114ZM119 221H120V219H119ZM118 221V222H119ZM127 221V220H126ZM231 221V220H230ZM233 221V220H232ZM238 221V220H237ZM240 221V220H239ZM238 221V222H239ZM48 222V221H47ZM63 222V221H62ZM67 222H68V220H67ZM81 222V221H80ZM94 222V221H93ZM92 222V223H93ZM97 222V221H96ZM107 222H108V220H107ZM122 222H123V219H122ZM122 222H119V223H122ZM124 222H125V220H124ZM124 222H123V224H124ZM153 222V221H152ZM151 221L148 223L149 225L150 224H153ZM234 222V221H233ZM237 222V223H238ZM11 223V222H10ZM17 223V222H16ZM42 223V222H41ZM59 223V222H58ZM71 223V222H70ZM84 223V222H83ZM88 223V222H87ZM106 223V222H105ZM109 223V222H108ZM116 223H117V220H116V222H115V225H116ZM127 223H128V221H127ZM127 223H125V224H127ZM172 223V222H171ZM173 223H174V221H173ZM179 223H181V222H179ZM179 223H178V226H179ZM202 223V224H203ZM235 223H236V221H235ZM242 223V222H241ZM246 223V222H245ZM250 223H252V222H250ZM264 223V222H263ZM263 223H262V228H264V226H263ZM30 224H32V223H30ZM54 224V223H53ZM65 224V223H64ZM74 224V223H73ZM90 224V223H89ZM110 225H109V227L111 226V223H109ZM123 224H121V225H123ZM124 224V225H125ZM131 224V223H130ZM135 224V223H134ZM147 224V226H149ZM175 224V223H174ZM186 224V223H185ZM249 224V223H248ZM248 224L246 223V224H244V227L247 225V227H248ZM12 225V224H11ZM75 225V224H74ZM91 225V224H90ZM113 225V224H112ZM129 224H127V226H128ZM132 225H133V223H132ZM188 225H189V223H188ZM231 225H232V222H231ZM252 225V224H251ZM7 226V225H6ZM14 226V225H13ZM16 226V225H15ZM53 226V225H52ZM61 226V225H60ZM79 226V225H78ZM83 226V225H82ZM92 226V225H91ZM104 226V225H103ZM108 226V225H107ZM118 226H119V224H118ZM117 226V227H118ZM134 226H136V224L134 225ZM147 226H146V228H147ZM165 226V225H164ZM170 226H171V224H170ZM202 226V225H201ZM207 226V225H206ZM205 226V227H206ZM240 226H241V224H240ZM253 226V225H252ZM3 227V226H2ZM44 227V226H43ZM48 227V226H47ZM65 227V226H64ZM97 227V226H96ZM99 228L100 227H102V226H98ZM105 227V226H104ZM116 227V228H117ZM120 227H122V226H120ZM150 227V226H149ZM152 227V226H151ZM177 227V226H176ZM188 227V226H187ZM191 227V226H190ZM196 227V226H195ZM233 227V226H232ZM231 227V228H232ZM236 227V226H235ZM237 227H238V225H237ZM11 228H13V227H11ZM33 228V227H32ZM71 228H73V227H71ZM81 228V227H80ZM106 228V227H105ZM114 228V227H113ZM123 228H125V226L124 227H122V228H119V229H122L123 230ZM131 228V227H130ZM135 227H133V229H134ZM167 229L169 228L168 226L166 227ZM186 228V227H185ZM201 228H204V227H201ZM246 228V227H245ZM29 229V228H28ZM35 229V228H34ZM42 229V228H41ZM102 229V228H101ZM127 230H128V228H126ZM154 229H155V227H154ZM162 229L163 228H161V230L160 231H162ZM172 229V228H171ZM176 229H178V228H176ZM183 229V228H182ZM198 229V228H197ZM208 229V228H207ZM235 229V228H234ZM233 229V230H234ZM259 229H260V227H259ZM258 229V230H259ZM51 230V229H50ZM76 230H77V228H76ZM98 230H100V229H98ZM115 230V229H114ZM169 230V229H168ZM184 230V229H183ZM186 230V229H185ZM189 230V229H188ZM192 234H194V237L195 236H199L200 234L199 233H201V232H203V231H201V232H199L198 230V232L195 230V229H193V227H192ZM200 230V229H199ZM221 230V229H220ZM225 230V229H224ZM236 230V229H235ZM238 230V229H237ZM243 230V229H242ZM261 230V229H260ZM262 230H264V229H262ZM49 231V230H48ZM106 231V230H105ZM104 231V232H105ZM121 231V230H120ZM130 231V230H129ZM135 231V230H134ZM147 231V230H146ZM148 231L150 232H148V233H146V236H142L143 238H146L145 240H141V241H146L147 240V237L148 238H151V241L149 240L148 242L146 241V243H148V245H149V247L151 248L150 249V251L152 250V248H153V241H155L156 242V239L155 240H153L155 237L153 236L154 235V233H151V231L148 229ZM152 231H154V230H152ZM157 231V230H156ZM165 232H166V230H164ZM164 231H163V233H164ZM170 231H172V230H170ZM178 231V230H177ZM180 231H181V228H180ZM190 231V230H189ZM206 231V230H205ZM217 231H219V230H217ZM248 231V230H247ZM250 231V230H249ZM252 231V230H251ZM1 232V231H0ZM22 232V231H21ZM86 232V231H85ZM118 232V231H117ZM128 232V231H127ZM133 232V231H132ZM131 232V233H132ZM159 232V231H158ZM169 232V231H168ZM187 232V231H186ZM191 232V231H190ZM188 233V234H191V233ZM213 232V231H212ZM222 232V231H221ZM225 232V234L228 236L229 235V233H230V231H224ZM227 232V233H226ZM244 232V231H243ZM254 232V231H253ZM62 233V232H61ZM93 233V232H92ZM101 233L103 234V232L101 231ZM109 233H111V232H108V234ZM123 233H126V232H123ZM130 233V234H131ZM163 233H162V235H163ZM180 233H182V232H180ZM211 233V232H210ZM217 233V232H216ZM238 233V232H237ZM236 233V234H237ZM256 233V232H255ZM264 233V232H263ZM39 234V233H38ZM42 234V233H41ZM40 234V235H41ZM94 234H96L95 232H94ZM127 234V233H126ZM129 234V232H128V235H130ZM135 234V233H134ZM165 234V233H164ZM191 234V235H192ZM197 234V235H196ZM232 234V233H231ZM44 235V234H43ZM59 235V234H58ZM110 235H113V233H111ZM117 235V234H116ZM119 235V234H118ZM117 235V236H118ZM132 235V240L133 239H135L138 235H133V234H131ZM130 235V236H131ZM155 235H156V233H155ZM159 235H161V234H159ZM201 235H203V233L201 234ZM223 235V234H222ZM251 235V234H250ZM252 235H254V234H252ZM264 235V234H263ZM262 235V236H263ZM94 236V235H93ZM99 236V234L97 235V237ZM121 236V235H120ZM129 236V237H130ZM133 236H135V238H133ZM138 236V237H139ZM157 236V235H156ZM165 236V235H164ZM173 236H175V237H173V239H175V241H179V242H181V240H182V237L181 236H179V234L178 235H173ZM204 236V235H203ZM211 236V235H210ZM214 236V235H213ZM212 236V237H213ZM225 236V235H224ZM231 235H229V237H230ZM255 236V235H254ZM261 236V237H262ZM62 237V236H61ZM103 237V236H102ZM112 237V236H111ZM124 237V236H123ZM125 237H126V235H125ZM152 237H153V239H152ZM158 237V236H157ZM160 237V236H159ZM158 237V238H159ZM166 237H168V236H166ZM166 237L164 238L165 240V242H164V244L166 243V242H169V243H171V239H166ZM185 237V236H184ZM201 237V236H200ZM199 237V238H200ZM207 237H209V236H207ZM211 237V238H212ZM219 237V236H218ZM232 237V236H231ZM234 237V236H233ZM247 237V236H246ZM257 237V236H256ZM48 238H50V237H48ZM92 238H94V237H92ZM99 238H100V236H99ZM109 238V237H108ZM113 238V237H112ZM116 238V237H115ZM170 238V237H169ZM172 238V237H171ZM191 238V237H190ZM205 238V237H204ZM210 238V237H209ZM224 238V237H223ZM238 238V237H237ZM244 238V237H243ZM53 239V238H52ZM88 239H90V238H88ZM103 239V238H102ZM104 239H105V237H104ZM103 239V240H104ZM107 239V238H106ZM129 239H131V237L129 238ZM139 239V238H138ZM172 239V240H173ZM185 238H183V240H184ZM197 239V238H196ZM201 239V238H200ZM206 239V238H205ZM213 239V238H212ZM242 239V238H241ZM252 239V238H251ZM253 239H255V238H253ZM259 239H260V236H259ZM43 240V239H42ZM67 240V239H66ZM76 240V239H75ZM83 240V239H82ZM97 240V239H96ZM102 240V241H103ZM182 240V241H183ZM190 240V239H189ZM193 240V239H192ZM195 240V239H194ZM216 240H218V239H216ZM232 240V239H231ZM235 240V239H234ZM92 241V240H91ZM100 241V240H99ZM106 241V240H105ZM107 241H108V239H107ZM115 241V240H114ZM119 241V240H118ZM131 241V240H130ZM136 241V240H135ZM140 241V242H141ZM159 241V240H158ZM161 241V240H160ZM208 241V243H207V247L209 248V245H212L211 243V241H209V239L208 240H205V242H207ZM213 242H214V239L212 240ZM218 241H221L222 242V240H218ZM217 241V242H218ZM251 241V240H250ZM249 241V242H250ZM258 241V240H257ZM67 242V241H66ZM77 242V241H76ZM82 242V241H81ZM95 242V241H94ZM94 242H93V244H94ZM101 242V241H100ZM99 242V243H100ZM123 242V241H122ZM126 242V241H125ZM140 242L138 243V245L140 244ZM162 242H163V239H162ZM224 242V241H223ZM227 242V241H226ZM247 242H248V240H247ZM253 242V241H252ZM70 243V242H69ZM78 243H80L79 241H78ZM77 243V244H78ZM88 243V242H87ZM90 243H92V242H90ZM102 243V242H101ZM120 243V242H119ZM129 243V242H128ZM127 243V244H128ZM130 243H132V241L130 242ZM129 243V244H130ZM133 243H135L134 242V240H133ZM145 243V242H144ZM146 243H145V245H146ZM183 243V242H182ZM182 243H180V245L182 244ZM191 242H187V244H186V242H185V244L184 245H182V248H181V252H180V250H176L177 252H175V254L172 256V260H174V257H176L175 259H177L178 260V262L177 261H175L176 263H179V264H189L188 263V261H189V258H188V260H187V258H186V256H188V255H190L191 254V252H190V250H188L187 249V247H189ZM196 243V242H195ZM254 243H256V242H254ZM259 243V242H258ZM258 243H257V245H258ZM263 243V242H262ZM85 244V243H84ZM83 244V245H84ZM105 244H106V242H105ZM104 244V245H105ZM109 244H110V242H109ZM111 244H112V242H111ZM110 244V245H111ZM123 244V243H122ZM121 244V245H122ZM127 244H125V245H127ZM136 245H137V243H135ZM143 244V243H142ZM142 244H140V246L142 245ZM160 244V243H159ZM161 244H163V243H161ZM160 244V245H161ZM173 243H171V246H173L172 245ZM214 244V243H213ZM219 244V242L217 243V246L219 247V248H221L220 250H222L221 251V253L220 254H218L217 253V250H214L215 249V246L214 245H216V244H214L213 246H214V249H212V250H214V253L213 254H211V255H209V257H211V258H215L216 256L217 257H220L219 259H221V260H223L224 262H225V264H247L246 262H245V258L246 259H248V258H250V254L248 255V257H246L245 255V258L244 257H237V256H235V258H234V256L232 257L231 256V254H229L230 252H228V251H232V252H236V253H239V251H241V249H240V247L236 244L234 247H230V245H225L224 246V244H223V246L221 247L220 245H218ZM228 244H229V242H228ZM244 244V243H243ZM242 244V245H243ZM252 244V243H251ZM95 245H97V244H95ZM118 245V244H117ZM120 245V246H121ZM131 246H132V244H130ZM136 245H133L134 247L136 246ZM154 245H156V243L154 244ZM167 245H170V244H168L167 243ZM176 245V243L174 244V246ZM178 245V244H177ZM191 245H193V243H191ZM196 245V244H195ZM232 245V244H231ZM255 245V244H254ZM253 245V246H254ZM62 246V245H61ZM65 246V245H64ZM81 246V245H80ZM86 246H87V244H86ZM91 246H92V244H91ZM109 246V245H108ZM139 246V247H140ZM143 246V245H142ZM157 246V245H156ZM164 247H166L165 245H163ZM185 246H186V250H185ZM197 246V245H196ZM205 246V245H204ZM212 246V247H213ZM217 246H216V248H217ZM72 247V246H71ZM81 247H84V246H81ZM89 247V246H88ZM88 247H87V249H88ZM98 247V246H97ZM117 247V246H116ZM129 247V246H128ZM134 247H133V249H134ZM146 247V246H145ZM158 247H160L159 245L156 247V248H158ZM163 247V248H164ZM199 247L200 248H202L203 246L201 245H199ZM207 247H205V248H207ZM211 247V246H210ZM246 247H247V245H246ZM42 248V247H41ZM96 248V247H95ZM100 248H102L103 249V247L101 246ZM99 248V249H100ZM110 248H111V246H110ZM125 248V247H124ZM127 248V247H126ZM131 249H130V251L132 250V247H130ZM137 248H138V246H137ZM142 248H144V247H142ZM148 247H146L145 249H147ZM155 248V247H154ZM153 248V249H154ZM156 248H155V251L157 252V250L158 251H160V248H158L157 250H156ZM163 248H162V253H160L159 254V256L156 254V257H155V255H153V257H152V260H154V261H157L158 260V258L159 257H161L162 256V254L163 255H165L166 253H164L163 252ZM168 248V247H167ZM196 248H198V247H196ZM230 250H229V249ZM74 249H76V248H74ZM82 249V248H81ZM84 249V248H83ZM86 249V248H85ZM91 249V248H90ZM94 249V248H93ZM98 249V248H97ZM97 249H95V250H97ZM98 249V250H99ZM115 249V248H114ZM121 249V248H120ZM123 249V248H122ZM144 249V250H145ZM149 249V248H148ZM147 249V250H148ZM166 249V248H165ZM170 249V248H169ZM193 249H194V245H193ZM202 249H204V247L202 248ZM218 249V248H217ZM251 249V248H250ZM80 250V249H79ZM103 250H105V249H103ZM108 250V249H107ZM111 250H113V249H111ZM116 250V249H115ZM135 250H137V249H135ZM141 250V249H140ZM171 250V249H170ZM188 250V251H187ZM208 250H210V248L208 249ZM208 250H206V251H208ZM219 250V251H220ZM243 250V249H242ZM247 250H249V248L247 249ZM252 250L253 249H251V252H252ZM263 250V249H262ZM74 251V250H73ZM73 251H71V252H73ZM81 251V250H80ZM114 251V250H113ZM116 251H118V250H116ZM122 251V250H121ZM121 251H119V252H121ZM139 251V250H138ZM149 251V250H148ZM169 251V250H168ZM174 251V250H173ZM191 251H193V250H191ZM194 251H195V249H194ZM193 251V252H194ZM250 251V250H249ZM249 251H247L248 253H249ZM254 251V250H253ZM58 252V251H57ZM64 252V251H63ZM77 252V251H76ZM91 252H93V251H91ZM106 252V251H105ZM166 252V251H165ZM197 252V251H196ZM210 252V251H209ZM257 251H255V253H256ZM264 252V251H263ZM66 253V252H65ZM83 253V252H82ZM114 253V252H113ZM117 253V252H116ZM134 254L136 253V251L135 252H133ZM132 253V254H133ZM143 253V252H142ZM141 253V254H142ZM148 253V252H147ZM150 253V252H149ZM153 253V254H154ZM159 253V252H158ZM171 253V252H170ZM198 253H200V252H198ZM205 253V252H204ZM225 253H227V254H225ZM245 254H246V252H244ZM243 253V254H244ZM254 253V252H253ZM75 254V253H74ZM88 254V253H87ZM95 254V253H94ZM119 254V253H118ZM130 254V253H129ZM138 254H140V252L138 253ZM137 254V255H138ZM140 254V255H141ZM169 254V253H168ZM173 254V253H172ZM194 254V256H195V253H193ZM218 254V255H217ZM111 255V254H110ZM117 255V254H116ZM139 255V256H140ZM167 255V254H166ZM197 255V254H196ZM241 255V254H240ZM247 255V254H246ZM252 255V254H251ZM257 255H258V253H257ZM43 256V255H42ZM41 256V257H42ZM98 256V255H97ZM113 256V255H112ZM111 256V257H112ZM130 256H131V254H130ZM129 256V257H130ZM135 256V255H134ZM169 256V255H168ZM191 256H193V255H191ZM191 256H190V258H191ZM207 256V254H202V257H204V258H207L206 257ZM243 256V255H242ZM254 256V255H253ZM54 257V256H53ZM102 257V256H101ZM104 257V256H103ZM107 257V256H106ZM114 258H116L115 256H113ZM119 257V256H118ZM128 257V256H127ZM131 257H133V256H131ZM164 257V256H163ZM196 257V256H195ZM198 257H199V255H198ZM202 257H200V258H202ZM255 257H257L256 256V254H255ZM260 257V256H259ZM86 258H87V256H86ZM97 258V257H96ZM124 258H126V256L124 257ZM151 258V257H150ZM156 258V259H155ZM164 258H166V257H164ZM43 259V258H42ZM58 259V258H57ZM73 259H74V257H73ZM77 259V258H76ZM98 259V258H97ZM101 259V258H100ZM99 259V260H100ZM169 259V258H168ZM218 259V260H219ZM251 259H252V257H251ZM254 259H256V258H254ZM259 259V258H258ZM61 260V259H60ZM87 260V259H86ZM103 260H104V258H103ZM111 260H113V259H111ZM125 260V259H124ZM131 260V259H130ZM164 260V259H163ZM46 261V260H45ZM76 261V260H75ZM80 261V260H79ZM91 261V260H90ZM93 261V260H92ZM92 261H91V263H92ZM95 261V260H94ZM98 261V260H97ZM108 261H109V259H108ZM115 261V260H114ZM119 261H121L120 259L118 260V262ZM146 261V260H145ZM144 261V262H145ZM149 261V260H148ZM153 261V262H154ZM193 261V260H192ZM204 261H206V260H204ZM217 261V260H216ZM248 261V260H247ZM249 261H250V259H249ZM42 262H43V260H42ZM72 262V261H71ZM81 262V261H80ZM79 262V263H80ZM125 262V261H124ZM141 262V261H140ZM151 262V261H150ZM165 262V261H164ZM174 262V261H173ZM210 262V261H209ZM211 262H213V261H211ZM219 262V261H218ZM264 262V261H263ZM87 263H88V261H87ZM97 263V262H96ZM99 263V262H98ZM109 263V262H108ZM111 263V262H110ZM109 263V264H110ZM129 263V262H128ZM127 263V264H128ZM139 263V262H138ZM146 263V262H145ZM171 263V262H170ZM202 263V262H201ZM221 263V262H220ZM262 263V262H261ZM260 263V264H261ZM70 264V263H69ZM85 264V263H84ZM106 264V263H105ZM125 264V263H124ZM135 264H136V262H135ZM141 264V263H140ZM151 264V263H150ZM160 264V263H159ZM197 264V263H196ZM200 264V263H199Z\"/></svg>", "mask_w": 264, "mask_h": 264}]
</instances>
